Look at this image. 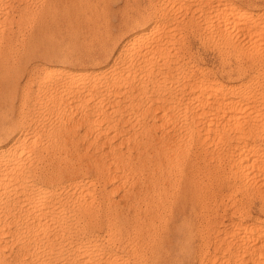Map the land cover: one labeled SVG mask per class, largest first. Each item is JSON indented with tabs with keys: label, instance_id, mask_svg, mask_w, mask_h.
Wrapping results in <instances>:
<instances>
[{
	"label": "rangeland",
	"instance_id": "374dc122",
	"mask_svg": "<svg viewBox=\"0 0 264 264\" xmlns=\"http://www.w3.org/2000/svg\"><path fill=\"white\" fill-rule=\"evenodd\" d=\"M5 1H7V0H5ZM12 1V5L14 6L13 8H14V11L12 10V12L14 13V12H16L15 13V15L13 16L14 18H15V20H16V17L18 18V17H20V19L22 20V18L24 19V21H21V20H19V18H18V20H19V23H18V21L17 22H15V23H17V24H15L14 23V18H13V20L14 21H12V19H10L9 21H7V22H9V23H6L5 24V31H3V34L5 33L6 35H9V37H8V39L10 40V42H12V43H10V42H8L9 40L8 39H6V35L3 37L4 38V40L2 41V42H4L5 41V43H3L2 44V42L0 43L1 45V49L3 50L4 48L6 49L7 47H6V45L8 44V45H10L11 44V46L13 47V48H11L10 46H8L9 48H7L8 50H9V56H11L10 57V59L8 60V59H6L5 60V63L6 64H4L5 65V67L6 66H8L7 64H9V66L11 67V68H9L10 69V71H9V69H8V67H6V69H8V74H9V76H8V74L5 76L6 77V81H5V89H4V92H2V93H0V95H1V98H5V102H2V101H4V100H2L1 98H0V103H2L1 105H0V118L1 119H3L2 120V122H1V119H0V135H1V137L2 138H7L6 139V141H5V139H2L1 137V141H0V147L1 148H6V147H8L13 141H14V138L13 137H17L18 135V137H22V135H24V136H26V135H29V134H32L33 132H34V130L35 131H39V133H40V135L42 136V138H41V136H40V139H42V141H43V144L44 145H47V146H49L50 148H51V151L49 150L48 151V153H46V151H43L42 153V157H40V159H41V161H40V159H39V161L36 163L37 164V166L38 167H40L41 169L43 168V167H46V165H47V167H46V169L47 170H49L52 166V164L53 163H55V162H63V161H65V162H63L64 163V166H65V163H66V165L69 167V173H70V175L71 176H69V173L67 172V173H64V175H63V178H64V180L66 181V183H65V181L63 180V178H62V180L64 181H62L61 182V190H60V192L59 193H57V195L56 196H60V194H61V196L59 197L58 196V198H60L59 200H60V202L61 203H59L60 205L58 206V207H60V208H62L60 211H59V209L60 208H56V210H57V213L60 215V214H63L64 213V211H65V215H68L67 213H69V221H74V220H79L78 218H79V216H80V218H82V214H80V212L81 211H83V209L85 210L86 208H91V205L93 206L92 207V212L90 211H87L88 209H86V211L88 212V213H91L92 215L90 216V214H89V216L87 217L86 216V214L88 215V213L87 212H84L83 211V213H86L85 215H83V217L85 216L86 217V221L87 222H82V228L80 227V226H77L76 228H74V229H69L68 231H66L67 233H68V235H64V238H66L67 236H69L67 239H70V240H68V242L69 241H71V243L70 244H73L74 243V241H73V239H75V241L77 242V241H79V240H82L83 242L85 241V244L88 246V248H95L97 251H101V252H103V253H107V252H111V253H113V254H115V255H117L116 257H123L122 259L121 258H119V259H121V260H118V258H117V261H118V263H121V264H126V262L128 261V259H129V261L127 262L128 264H138L137 262H136V259H135V257L137 258V261L139 262V264H149V261H150V259H154L153 261L151 260V262H150V264H161V261H162V264H186V262L189 260L188 258H192V259H190L189 261H191V264H195L196 262H197V259H198V264H206V263H208L209 261H210V258H206V256H203V258H202V250H203V247H204V251L206 250L207 252H210L209 254H213V253H215L216 255H217V253L215 252V251H213V250H210V249H213V242H211V243H209V241H213V240H215L216 239V237L214 238L213 236H214V234H216L215 236H217V235H219L218 237H220V235L221 236H224V237H227V239H230V236H229V233H228V235L226 236L225 234H226V232L224 231V230H226L227 229V227L228 226H230V225H232L233 223H234V221H240V222H243L242 224L243 225H247L248 226V224L250 225V224H252L254 221H255V219L256 220H260L261 221V219L260 218H263L262 219V221H261V223L262 224H264L263 222V220H264V187H262L261 189L263 190V191H261L260 190V187L261 186H264L263 184H264V179H262V178H264V175H262V174H264V173H262L260 176H263V177H261V179H260V176H258L255 180H257V179H259L258 181H260V183L262 184V180H263V184L262 185H260V183H259V185L260 186H258V181H255L253 178H247L246 176H245V173L244 172H239V174H238V172H234V168L232 169V164L230 163V161H231V157H232V161H233V157H234V153L232 152V151H234L235 152V147L234 146H232V144L233 145H235L236 144V142H239V140H237L236 139V137H235V139H234V134H235V136H236V131H234V132H232V130L233 129H227V130H225L224 132H222V135L223 136H220V138H221V140H220V138H219V140H218V142L216 141V140H214L215 142H213V145H208L209 144V142L207 141V143L205 142H202V141H200V142H202L201 144H200V142L199 141H196V140H193V142L191 141L190 143H189V145H188V147H190V148H188L189 149V151H188V153L186 154L187 155V157L189 156L190 157V159L192 158V159H194V160H192L193 162H195L197 159H201V157H202V159L199 161V160H197L195 163H196V166L198 165V166H200V168L197 166V168H198V171L200 172H198L199 174H200V176H198L204 183H201L200 182V180L199 179H197V180H199V183H198V187L195 189L196 191H198V188H199V192L198 193H200V195H199V198H200V196H201V200H199L198 199V195H197V197L195 198V201H202L201 202V204L197 201L196 203L195 202H193V198L191 199V201H190V199H187L186 201H183V202H179V201H177V199L179 198V195H180V193H181V183H183L182 181L184 180V176L183 175H180L179 174V177L177 178V182H173L172 180L174 179V176H172L171 175V177H172V179H171V181H167L166 182V184H165V182L164 183H162V185H163V187H162V185H161V188L160 189H158V190H156V192L154 191V192H152L153 191V189H150V188H148V193L149 194H152V195H150L149 197H154L155 196V193H156V195H157V198H156V196L154 197L155 199H156V201H157V203H156V201H155V203L157 204H155L154 203V201H152L151 203H150V205L152 206V207H154V209H152V211L151 212H158L159 210L161 211H159L158 213H159V217H160V219H162V218H164L165 217V219L163 220V221H160L159 220V217L157 216V215H155L157 218H155V220L152 218H150V216L151 217H155L154 216V214H146V212H145V208H146V203L148 202V201H146V198H142V199H138V203H137V194L136 195H133L134 193H135V191H136V186H138V184L137 183H135V181L133 180L132 181V176L130 177V175H131V166H135L134 164H138L137 162H136V160H138V159H136V158H138V151H140V149H143V146L146 144L147 145V143L149 142L148 140H149V138H148V136L149 137H151L150 135L151 134H155V135H157V136H159V132H160V130H161V134H162V137H163V135H164V137H166V136H168V134H169V136H170V131H171V134H172V136L175 134V135H178V133H180L179 135H181V138L183 139V140H185L186 138V136L183 134L184 133V127L185 126H187L188 124H190L191 122H193L194 121V118H195V121L197 120L196 118H198V117H196V116H194V118H192L193 117V113H192V115L190 114V111H189V113H188V111H187V107L189 106V107H191V109H196L197 108V106H198V104H196L197 106H195V100H194V98H191L192 97V91H189L190 89H189V87L186 85V87H185V83H184V80H188L187 82H189V81H192V80H194V79H201V78H203V76H204V78L203 79H205L206 77V79L207 80H214V81H218V83L220 82V83H223V84H227V86H229V91L231 90L232 91V93L234 94V92H233V90L234 89H236V87H238L237 85L240 83L241 85H239V87L241 88L242 86H243V83H244V85H247V84H250V85H248L247 87H249V89H251V92H253L252 93V95L254 94V96H252V95H250V94H248V95H250V96H248V95H244L243 94V96L241 97V98H243V100L245 101V102H248L249 104H251V106H256V107H260L261 105H262V103L261 102H264L263 100H264V96L263 95H261L262 93V91L261 90H263L264 89V37H262V39L263 40H261L263 43H260L261 45H258L257 44V46H255V47H253L255 44H252V43H250V38H252L253 37V33H250V32H247V31H245V30H242V29H239L240 31H244L245 32V34H241V33H239V30L236 28L237 26L236 25H233L232 24V22H230L229 23V21L227 20L228 18L227 17H229L227 14H225V11H222L221 9H220V7L218 6V8H216V2H217V0H74V2L73 3H70L71 1H69V0H66V1H64V0H47V1H49V2H47L46 0L45 1H43V2H45L44 4H43V2L41 1V0H21V2L18 0V2H19V4H17L18 2H17V0H14V3H13V0H11ZM11 1H10V3H11ZM57 1V2H56ZM82 1V2H81ZM86 1H88V2H86ZM89 1H91V3H89ZM223 0H221V2H222ZM16 2V3H15ZM25 2V4H23ZM40 2V3H39ZM51 2V3H50ZM77 2H80V3H78L77 4ZM223 2H230V3H232V4H236L237 6H239L241 9H245V10H248V11H251L252 13H253V15H254V17L256 18V19H259V18H261V19H263L264 20V0H224ZM5 3V2H4ZM4 3L2 4V6L4 5ZM8 3V2H7ZM42 3V4H41ZM68 3V4H67ZM90 5H89V4ZM93 3H94V6H93ZM45 4L47 5V6H45ZM49 4H50V6H49ZM51 4L55 7H53V6H51ZM56 4V5H55ZM64 6H63V5ZM70 4L72 5V6H70ZM75 4V5H74ZM80 4V5H79ZM82 4H84V5H82ZM86 4H88V5H86ZM18 5V6H17ZM27 7V8H25V6ZM30 6V8H28L29 6ZM41 5H43V6H41ZM66 5V6H65ZM86 5V6H85ZM16 6V7H15ZM19 6H21L20 8H22V10H24V11H26L25 13H24V11H23V16H25V17H21V14H18L19 13V11H18V7ZM87 6H88V8H87ZM90 6V7H89ZM5 6H3V8H4ZM39 7V8H38ZM44 7H49L48 9H44V10H46V11H44L43 10V8ZM53 7V8H52ZM65 7H67V8H65ZM71 7V8H70ZM12 8V9H13ZM50 8H52V9H50ZM93 9L92 11H90L89 10V12H88V10H85V9ZM152 8H155V9H152ZM158 8V9H157ZM161 10H160V9ZM30 9V10H29ZM32 9V10H31ZM35 9V10H34ZM54 9H56V10H54ZM66 9H68V11L66 10ZM72 9V10H71ZM74 9H76V10H74ZM81 9V10H80ZM150 9V10H149ZM156 9H157V11H158V13H157V11H156ZM2 10V9H1ZM17 10V11H16ZM27 10H28V15L30 14V16L28 17V15H27ZM35 12H34V11ZM48 10H50V12H52L53 10L55 11V15L53 14L54 13V11L52 12V13H50V12H48ZM60 10V11H59ZM69 10H70V12H69ZM74 10V11H73ZM152 10H153V12H152ZM31 11H32V13H31ZM39 11V12H38ZM42 12V14L40 15V13ZM58 11V12H57ZM72 11V12H71ZM83 11V12H82ZM85 11V12H84ZM160 11V12H159ZM11 12V13H12ZM18 12V13H17ZM22 12V11H21ZM30 12V13H29ZM44 12H45V14H44ZM62 12V13H61ZM65 12V13H64ZM80 14V17H79V14ZM81 12H82V14H81ZM91 12V13H90ZM150 12H152V13H150ZM36 13H37V15H36ZM39 13V14H38ZM47 13H48V15H47ZM75 13V14H74ZM83 13H84V16H86L87 18H91V17H93V18H96V20H94L93 18H91L90 20H88V22H87V20H86V17H84L83 16ZM95 13H97V14H95ZM25 14V15H24ZM31 14H33V16H31ZM34 14L37 16H35L34 17ZM51 16H55V17H51L50 18V15ZM58 14V16L59 15H61L60 16V18L58 17V16H56ZM72 14V15H71ZM86 14V15H85ZM88 14L90 15V16H88ZM95 14V15H94ZM147 14V15H146ZM149 14V15H148ZM151 14V15H150ZM156 14V15H155ZM159 16H158V15ZM12 15V14H11ZM45 15H47L46 17L43 16ZM66 15H68L69 16V19H68V16L66 17ZM16 16V17H15ZM27 16V17H26ZM38 16H41V20H39V18L40 17H38ZM99 16V17H98ZM146 16H148V17H146ZM150 16V17H149ZM158 17V18H156V17ZM31 17V18H30ZM48 17V18H47ZM59 19H58V18ZM63 17V18H62ZM74 17V18H73ZM98 17V18H97ZM145 17V18H144ZM25 18L27 19V20H25ZM47 18V19H46ZM143 18V19H142ZM150 18V19H149ZM159 18H160V20H159ZM32 19H36L37 20V22H36V20H32ZM92 19H93V21H92ZM149 19V20H148ZM45 20V21H44ZM50 20H51V22L53 21V24L50 22ZM56 20V21H55ZM60 20V21H59ZM147 22H146V21ZM157 20H159V21H157ZM230 20V19H229ZM21 21V22H20ZM32 21V22H31ZM54 21H55V23H54ZM90 21H92L93 23H94V21H95V23L94 24H91V22ZM150 21V22H149ZM154 21V22H153ZM228 21V22H227ZM12 22V24H11V26H12V29H11V26L9 27V24ZM39 22H41V23H39ZM45 22V23H44ZM48 22H50V24L48 23ZM58 22V23H57ZM146 22V23H145ZM149 22V23H148ZM44 23V24H43ZM57 23V24H56ZM149 25H148V24ZM153 23H157L160 27H158V30L154 33V34H152V35H149L146 39H145V41H144V44L145 45H148V44H150V43H153L152 41H154L155 43L158 41V42H162V44H161V42L159 43V45H162V47H164V49H165V47H166V45H167V47L169 46H171L172 48H167L168 50H169V53L168 52H166V53H168V54H170V55H163L162 56V54H161V56H159L160 54H154V56H156V58L159 60H156V58L154 57V59H155V61H157V64H156V66L157 67H155V65H153V64H155L154 63V61H151V63H150V65H147V64H149V63H145V64H143L142 65V63H141V61H138L139 62V64L141 65V66H145V68H144V70L143 71H141L140 69H139V66H138V62H137V60H140L139 58L138 59H135V60H132L130 63L132 64V65H134V66H132L131 64H129L130 66H128V68H131L132 70L135 68V71H137L136 69H139L140 70V72H139V70L136 72V75L134 76V77H132V78H134L133 79V84L135 85L134 86V88L136 87V89H138V90H136V89H132L131 87H133V85L130 87V89L131 90H135L134 92L135 93H137V91H139L138 93H139V95L138 96H136L137 94H134V93H132L131 92V90L129 89V93H132L134 96H132V94H129L130 96H132V97H134V99L136 98V101H137V105H138V101H139V107L137 106H135L134 107V105H132L131 107L129 106V110H127L128 109V107L126 106H121L122 108L123 107H125V108H123V109H121V110H119L121 107H118L119 109H118V111L117 112H119V113H115L114 112V114L113 113H111V115H107L108 117H109V119H107L108 117L107 116H104V117H107V118H104L105 120H102V119H100V123L98 122V123H96V122H92L91 120H90V115H91V113L90 114H86V115H89V116H87V118L86 119H82V122H84V120H87L88 122L87 123H77V126H78V130H77V126H76V123H74V121L76 122V120L77 119H79L78 121H80V117H85L86 115L84 114V112H85V110L87 109L88 111V113L91 111V110H96L97 111V108H95L96 107V100L95 99H97V97H94V98H90V100H93V101H90V100H88L87 102H86V105H88L89 107L91 106H94V107H88V108H86V105L84 106V104L83 103H81L80 105H82L83 107L81 108V106H80V109H79V106L77 107V106H73V107H70L72 104L70 103H68L67 102V100L65 101V102H67L69 105H67V106H69V107H67L66 106V104L65 103H61L60 105H59V108H55L56 107V104H57V102H56V100H54V101H52V103H49V105H52L53 103H56V104H54V105H52V107L51 106H49L48 105V103L46 104V105H48V106H36V104L34 105L32 102H30L28 99H27V97L29 96V93L31 92V91H29L30 89H27V87L29 86H32V88H34L35 86H33L35 83L33 82V84L32 83H30V81L32 82L33 80L32 79H34V77H36L37 75H38V73L40 72V70H41V68L40 67H42V64L44 65V66H53V67H61L62 68V66H63V68L65 67V69L67 68V69H73V70H79V69H93V70H100V69H102V67H103V69L104 68H109V69H112V68H115V67H118V66H121V64L123 65L124 63H125V61H126V59L124 60V53L123 52H125L124 50H125V47H126V45L125 44H127V42L129 41V40H127L128 38H132V36H133V34H134V32L136 33L137 32V30H140L141 29V27H145L146 29H148V27H150ZM161 25H160V24ZM55 24V25H54ZM147 24V25H146ZM240 24H244V22L242 23V22H240ZM7 25H8V27L11 29V31H10V29L7 27ZM39 25V26H38ZM143 25V26H142ZM227 25V26H226ZM228 25H230V26H228ZM233 25V26H232ZM139 26H140V28H139ZM227 28H226V27ZM234 26H236V27H234ZM223 27V28H222ZM229 27H230V29H229ZM231 27H234L233 29H231ZM7 29H9L8 30V33L6 32V30ZM226 29V30H225ZM227 29H229V30H227ZM12 30H14V34H12L13 32H12ZM224 32H223V31ZM231 30V31H230ZM233 30V31H232ZM167 33H166V32ZM235 31H237V32H235ZM10 32H12V33H10ZM33 32V33H32ZM224 34H223V33ZM226 32L228 33V34H226ZM247 32V33H246ZM33 35H32V34ZM37 33V34H36ZM163 33H166L165 35L163 34ZM170 34V36H172V37H170V36H168L169 34ZM249 33V34H248ZM172 34V35H171ZM251 34V35H250ZM11 35H14V36H12V37H10ZM30 35V36H29ZM36 35V36H35ZM165 37H163V36ZM250 35V36H249ZM33 36H35V37H33ZM131 36V37H130ZM167 36V37H166ZM252 36V37H251ZM14 37V38H13ZM104 37V38H103ZM161 37V39H157V38H160ZM250 37V38H249ZM12 38V39H11ZM22 38V39H21ZM29 38V39H28ZM33 38H35V39H33ZM102 38V39H101ZM109 38V39H108ZM162 38H163V40H162ZM168 38H170L169 40H167ZM172 38V39H171ZM104 39V40H103ZM165 39V40H164ZM8 40V41H7ZM14 40V41H13ZM16 40V41H15ZM20 40V41H19ZM21 40H24V42L23 41H21ZM31 42H30V41ZM33 40H35V41H33ZM96 40H98V41H96ZM107 40H111V41H107ZM125 40H127V41H125ZM147 40V41H146ZM152 40V41H151ZM172 41L171 43L169 42V44H168V41ZM26 41V42H25ZM28 41V42H27ZM37 41V48L35 49L34 47H35V43H34V45L33 44H30V43H32V42H36ZM113 41V42H112ZM149 41H151V42H149ZM166 41H167V44L166 45H164V43H166ZM8 42V43H7ZM14 42H16L15 44L17 45V46H14L13 45V43ZM19 42H21V43H19ZM98 42V43H97ZM109 42V43H108ZM157 42V43H158ZM111 43V44H110ZM24 44V45H23ZM32 45V49H34V50H32V51H30V49H31V47H26L27 45ZM99 46H98V45ZM108 44V45H107ZM143 44V45H144ZM172 44V45H171ZM21 45V46H20ZM26 45V46H25ZM122 45V46H121ZM23 46V47H22ZM24 46L26 47V48H24ZM18 49H17V48ZM101 47H102V49H101ZM120 47H122V48H120ZM142 47H144V46H142ZM11 48V49H10ZM27 48H30V49H27ZM119 48H120V50H119ZM167 49H165V51L167 50ZM15 52H13V51ZM17 50V51H16ZM123 50V51H122ZM167 50V51H168ZM104 51H105V53H104ZM119 51V52H118ZM171 51V52H170ZM17 52V53H16ZM173 52V53H172ZM8 53V52H7ZM11 53H12V55H11ZM16 54V57H15V55L14 54ZM111 54V55H110ZM117 54H119V55H117ZM122 56H121V55ZM174 54V55H173ZM105 55V56H104ZM109 55V56H108ZM173 55V56H172ZM101 56V57H100ZM117 56V57H116ZM119 56V57H118ZM168 56V57H167ZM171 56V57H170ZM115 57H116V59H115ZM120 57H122V58H120ZM170 57V58H169ZM9 58V57H8ZM13 58H15L14 60H13ZM17 58V59H16ZM114 58V59H113ZM161 58H162V60H161ZM164 58H165V60H164ZM169 59V60H167V59ZM172 58H174L175 60L176 59H178V60H176V64H175V60L174 59H172ZM12 59V60H11ZM117 59H120L119 61L117 60ZM122 59V60H121ZM15 60H17V61H15ZM153 60V59H152ZM161 60V61H160ZM170 60H172V61H170ZM18 61H20V62H18ZM117 61L119 62V64L117 63ZM122 61V62H121ZM135 61V62H134ZM163 61H165V64H168V65H164V63H163ZM174 61V62H173ZM179 61H180V63H179ZM185 62V63H183V64H181V62ZM10 62H12L11 64H10ZM18 62V63H17ZM113 62L115 63H117V65H112L113 64ZM160 62V63H159ZM162 62V63H161ZM172 62H173V66H171V68L170 67H168V66H170V65H172ZM47 63V64H46ZM111 63V64H110ZM137 63V64H136ZM153 63V64H152ZM22 64V65H21ZM52 64V65H51ZM59 64V65H58ZM91 64V65H90ZM110 64V65H109ZM160 64V65H159ZM162 64V65H161ZM4 65H3V67H4ZM19 65H20V67H19ZM111 65H112V67H111ZM135 65H137V66H135ZM164 65V67H162ZM175 65H177V66H175ZM1 66H2V64H0V69H4L3 67L1 68ZM12 66H14V67H12ZM17 66H18V69H17ZM40 66V67H39ZM86 66V67H85ZM88 66H90V67H88ZM98 66H99V69H98ZM106 66V67H105ZM108 66H110V67H108ZM149 66V67H148ZM150 66H151V68H152V70H151V68H150ZM153 66V67H152ZM160 66V67H159ZM175 66V67H174ZM184 66H186V67H184ZM190 66H191V68H190ZM38 67V68H37ZM85 67V68H84ZM134 67V68H133ZM138 67V68H137ZM182 67V68H181ZM193 67V68H192ZM12 68H13V71H12ZM15 68V69H14ZM150 68V69H149ZM157 68V69H156ZM159 68V69H158ZM165 68L167 69L166 71L167 72H169L170 73V75H171V79H170V76H169V73H167L166 71H165ZM173 68V69H172ZM180 68V69H179ZM187 69V71L185 72L184 70H186ZM195 68V69H194ZM196 68H198V71H197V69ZM200 68H201V70H200ZM37 69V70H36ZM40 69V70H39ZM156 69V70H155ZM164 71V72H166V75H168L167 77H168V82H171L170 83V85H169V83L168 82H166V86H169V87H166V86H164V89H163V87H160L159 85H161L162 83V81H160L159 79H161V77H164L165 76V73L162 71V70ZM170 69V70H169ZM175 69V70H174ZM177 69H179V70H177ZM181 69H183V70H181ZM188 69H189V71H188ZM192 69H194V72H192ZM16 70H18V72L16 71ZM36 70V71H35ZM146 70L148 71H150L151 70V72H150V74L148 73V72H146ZM157 70H159V71H157ZM162 72H161V71ZM174 72H173V71ZM177 70V72H175ZM191 70V71H190ZM200 70V71H199ZM205 70V72H203ZM14 71H16V72H14ZM33 71V72H32ZM37 71H39V72H37ZM145 71V72H144ZM152 71H154V73H156V72H159V73H157L156 75L152 72ZM182 71H183V77H184V79H183V77L181 76L182 75ZM30 72H32L33 74H34V76H33V74L32 73H30ZM37 72V73H36ZM142 72H144L143 73V75L144 74H146V73H148L149 74V78L151 77V80L150 81H148L149 83H147L146 84V82L144 81V77H147V75L148 74H146V75H144L143 77H142ZM189 72V73H188ZM192 72V73H191ZM17 75H16V74ZM29 73L31 74L29 77H28V75H29ZM36 73V74H35ZM153 73V74H152ZM161 73H164V75L163 74H161ZM176 73H177V75H180V77H179V79H177V81H171L172 80V78H173V80L175 79L176 80V78L174 77L175 75H176ZM181 73V74H180ZM195 73V75H194V77H193V74ZM200 75H198V74ZM205 73V74H204ZM12 74V75H11ZM137 74H139V75H137ZM152 74V75H151ZM184 74H185V76L187 77H185L184 76ZM187 74H192L191 76L190 75H188V76H190V78H188V76H187ZM202 74V75H201ZM14 75H16L15 76V80H17L18 81V84H17V82L16 83H13V81H14ZM36 75V76H35ZM154 75V76H153ZM163 75V76H162ZM176 75V76H177ZM207 75V76H206ZM12 78H11V77ZM138 76V77H137ZM140 76V77H139ZM156 76H158V78L156 77ZM161 76V77H160ZM197 76H199V77H197ZM253 76H255L256 77V79H255V77H253ZM258 76V77H257ZM26 77H28V78H30V77H32V78H30L31 80H29V82H28V78L26 79ZM130 77H131V75H130ZM129 77V78H130ZM136 77V78H135ZM193 77V78H192ZM212 77V78H211ZM132 78L130 79V80H132ZM152 78H154L153 80H152ZM155 78H157V80L155 79ZM254 78V79H253ZM25 79H26V81H25ZM139 79H140V83L142 82L143 84H141V85H139L140 83H139ZM143 79V80H142ZM259 79V80H258ZM35 80V79H34ZM135 80V81H134ZM137 80V81H136ZM142 80V81H141ZM155 80V82H157L158 80L160 81H158L157 83L159 84L158 85V87L156 86L155 87V85L157 84V83H155V82H152V81H154ZM179 80V81H178ZM180 80H182V81H180ZM253 80H255V81H253ZM9 81V82H8ZM216 81V82H217ZM245 81V82H244ZM258 81H260L259 82V84L257 83ZM15 82V81H14ZM24 82V86L22 85V83ZM26 82V83H25ZM135 82H136V84H135ZM138 82V83H137ZM144 82H145V84H144ZM173 82V83H172ZM175 82L177 83V84H175ZM178 82H180L181 84H183V86H180L181 84L179 83V85H178ZM183 82V83H182ZM246 82H247V84H246ZM7 83V84H6ZM12 83V84H11ZM27 83H30V84H27ZM50 83V82H49ZM48 82H47V84H49ZM230 83H231V85H230ZM14 84V86H15V88H14V86H11V88H10V85H13ZM17 84V85H16ZM25 84H27V85H25ZM149 84H150V86H149ZM171 84H172V86H171ZM175 84V85H174ZM22 85V86H21ZM145 87H144V86ZM151 85H153L154 86V88L156 89V91L158 90V89H161V91L160 90H158L161 94H163V95H160L159 93H158V91L157 92H155V89L153 88V86H151ZM236 85V86H235ZM8 86V87H7ZM26 86V87H25ZM230 86L232 87V89L230 88ZM17 87V88H16ZM23 87V88H22ZM140 87H144L145 89L147 88L148 90H145L144 88L142 89V88H140ZM152 87V92H151V90H150V88ZM160 87V88H159ZM251 87V88H250ZM8 88H10L11 90H13V88H14V90H15V92H11V93H14V95H13V98H12V96H11V94H10V90L8 89ZM22 88V90H23V92H27L26 93V96L24 97V95H25V93H23L22 92V90H19V89H21ZM32 88H31V90H32ZM158 88V89H157ZM167 88V89H166ZM169 88V89H168ZM181 88V89H180ZM185 89V91H183L184 89ZM240 88H237L238 89V91H237V89L235 90V93H237V92H239V90H240ZM24 89H25V91H24ZM153 89H154V91H153ZM189 89V90H188ZM8 90V91H7ZM28 90V91H27ZM143 90V91H142ZM183 91V92H180V91ZM186 90H188L189 92H187ZM260 90V91H259ZM21 91V92H20ZM148 91H149V93H148ZM162 91H164V92H162ZM168 91V92H167ZM228 91V90H227ZM227 91H226V94H227ZM237 91V92H236ZM257 91V92H256ZM9 93V96L7 97V95H8V93ZM143 92V93H142ZM147 92V93H146ZM171 92L173 93L172 95H175L177 98H176V100H174L175 101V104H181V106L179 107V106H175L174 108L175 109H177V110H174L175 111V113L177 114V117L175 118V119H173L172 118V120L169 122L168 121V123H167V125H165V126H161L160 125V127H159V124H156V127H154L153 125L154 124H152V119H153V117H155V115L156 114H158V109L156 110L155 109V107H154V112L153 113H151L152 111H153V106L156 104V105H158V104H162V102H161V100L163 99V100H165L166 98H169V99H171L170 97H175V96H172L171 95ZM255 92H256V94H255ZM4 93H5V95L6 96H4ZM7 93V94H6ZM15 93H16V95H15ZM141 93H142V96L140 97V95H141ZM145 93H146V96H145ZM153 93H155V94H153ZM156 93H157V95H156ZM165 93V94H164ZM170 93V94H169ZM177 95H176V94ZM231 92H228V94L227 95H231L230 94ZM259 93H261V94H259ZM263 93H264V90H263ZM3 94V95H2ZM20 94H21V97H19L18 98V96H20ZM22 94H23V96H22ZM27 94H28V96H27ZM150 96H152V97H150ZM160 96H159V95ZM188 94H190L189 96H188ZM237 94H239V93H237ZM148 95V96H147ZM166 97H165V96ZM167 95H168V97H167ZM170 95V96H169ZM242 95V94H241ZM260 95V96H259ZM2 96H4V97H2ZM11 96V97H10ZM95 96H98V95H95ZM110 96V95H109ZM136 96V97H135ZM144 96H145V98H144ZM160 97L161 99H159L158 97ZM161 96H163V97H161ZM251 96L252 97H257V98H254V99H256V100H254V99H252L251 98ZM261 96L263 97V98H261ZM22 97H24L23 98V100H22ZM155 97V98H154ZM180 97V98H179ZM246 97H249V98H251V99H249V98H246ZM10 98H12V99H10ZM15 98V100L13 101V102H11L13 99ZM111 98H116V96H114L113 97V95H111V97L107 100V99H105L103 102L106 104H108V102H109V100H111V102H112V100L113 99H111ZM127 98V97H126ZM124 99V100H122V102H124V101H126V100H128L129 98H127V99ZM137 98H140V100H142V101H140L139 99H137ZM143 98V99H142ZM147 98V99H146ZM148 98H149V100H148ZM151 98H154L153 99V101H151L152 99ZM157 98H158V100H157ZM193 100V102L194 103H192V100ZM261 98V99H260ZM9 101H8V100ZM19 99H21L20 101H19ZM27 99V100H26ZM119 99H122V96L120 97L119 96ZM146 99V100H145ZM180 99H182L181 101H180ZM185 99H188L189 101H191L190 102V105H189V101L188 100H185ZM246 99H249V100H251V102L250 101H248V100H246ZM257 99H259V103H258V100ZM8 102H7V101ZM25 100V101H24ZM162 100V101H163ZM178 100V101H177ZM242 100V99H241ZM242 100V102H244ZM24 101V102H23ZM90 101V102H89ZM135 101V100H134ZM136 101H135V103H136ZM148 101V102H147ZM151 101V103H149ZM183 101H184V103H183ZM185 101L188 103V105H187V103H185ZM255 103H257V104H255ZM257 101V102H256ZM10 102V104H7V103H9ZM21 102H22V107L19 105V104H21ZM26 102L28 103V106L26 107V108H28L29 106H30V108L27 110V111H25L26 109H25V106L27 105L26 104ZM91 102H93V103H96V104H92L91 105ZM111 102H109V104H111ZM121 102V103H122ZM141 102V103H140ZM156 102H158V103H156ZM161 102V103H160ZM252 102H253V105H252ZM5 103V104H4ZM85 103V102H84ZM89 103H90V105H89ZM112 103H114V102H112ZM147 103V104H146ZM183 103V104H182ZM8 106H7V105ZM18 104V105H17ZM31 104H33L32 106H31ZM62 104H64V107H63V105ZM106 104V106L107 107H105V105L103 106V108H105V109H108L109 107H111V105H107ZM124 104V103H123ZM148 106V109H149V111H150V114H149V111L147 110L146 111V109H147V106ZM152 104H153V106H152ZM177 104V105H178ZM192 104H194V105H192ZM259 104V105H258ZM98 105V104H97ZM152 107H151V106ZM183 105H185V106H187V107H185L184 108V106ZM19 106V107H18ZM53 106H55V107H53ZM63 107V108H61V107ZM109 106V107H108ZM142 106H146V107H142ZM194 106H195V108H194ZM263 107H264V103H263V105H262ZM1 107H2V110H1ZM5 107V108H4ZM34 107H43V110H42V108L40 109H34ZM51 107V108H50ZM133 107V108H132ZM141 107H142V110H139V109H141ZM263 107H261L260 108V111H261V109H262V112L264 113V109H263ZM18 108H20V110L18 109ZM33 108V109H32ZM48 108V109H47ZM93 108H95V109H93ZM134 108H135V111H137L138 112V110H139V112H140V114H139V112L137 113V112H135L134 111ZM137 108H139V109H137ZM182 108L183 109H186V110H184L185 112H186V114L187 115H183V113L184 112H182L181 113V111H183L182 110ZM18 109V110H17ZM25 109V110H24ZM31 109V110H30ZM44 109H46V111L44 110ZM56 111H55V110ZM60 109V111H58ZM61 109H63V110H61ZM73 111H72V110ZM75 109V110H74ZM77 109H79L78 111H77ZM23 110H24V112H23ZM41 110V111H40ZM53 110L55 111V112H53ZM69 110V111H68ZM81 110H82V112H81ZM123 110H124V112L126 113V112H128V113H126V115H125V113L123 112ZM126 110V111H125ZM7 111V112H6ZM51 111V112H50ZM57 111H58V113H57ZM65 111V112H64ZM132 111V112H131ZM143 111H144V113H145V111L146 112H148V113H145L146 114V116H145V118L143 117V115H145V114H143ZM157 111V112H156ZM177 111L179 112V115H178V113H177ZM5 112V114H2V113H4ZM25 112H26V114H27V112H28V114L26 115L25 114ZM59 112H64L63 114L61 113L60 114V116H59ZM76 112V113H75ZM86 112V113H87ZM120 112H121V114H120ZM135 112V114H133ZM17 113H18V115H17ZM67 113H69V114H67ZM71 113V114H70ZM81 113V114H80ZM123 113V114H122ZM131 113V114H130ZM156 113V114H155ZM181 113V114H180ZM7 114V115H6ZM19 114H21V115H19ZM26 116H24V115ZM120 114V115H119ZM127 114H129L128 116H127ZM139 114V115H138ZM148 114V115H147ZM151 114H153V116L151 115ZM190 114V115H189ZM6 117H5V116ZM18 117H17V116ZM58 115V116H57ZM70 115H71V117H70ZM82 115H84V116H82ZM119 115V116H118ZM122 115H123V117H122ZM124 115L126 116V122H127V125H126V123L124 124L123 122H125L124 120ZM131 115V116H130ZM135 117H134V116ZM141 115V116H140ZM151 117H150V116ZM54 116H55V118H54ZM57 116V117H56ZM73 116V117H72ZM74 116H78V117H74ZM121 116V117H120ZM138 116H140V117H138ZM186 116H188V117H185ZM189 116H191V117H189ZM3 117V118H2ZM16 118V119H18V120H20L19 122H18V120H14V119H12L11 120V118ZM21 117H23V118H25V120L23 119V118H21ZM28 117V118H27ZM59 117H60V119H59ZM112 117H114V119H112ZM116 117H119L118 119H119V121L117 122V121H113V120H116ZM129 117V118H128ZM132 117H134L133 119H132ZM148 117V118H147ZM183 117V118H182ZM8 118V119H7ZM28 120H27V119ZM54 118V119H53ZM72 118L73 119H76V120H72ZM141 118V119H140ZM151 118V119H150ZM180 118V119H179ZM187 118H189L191 121H189V119H187ZM10 119V120H9ZM59 119V120H58ZM89 119V120H88ZM121 119V120H120ZM124 119V120H123ZM138 119H139V121H138ZM146 119H148V120H146ZM176 119H179V120H176ZM193 119V120H192ZM11 121L12 123H10L9 121ZM13 120L16 122H14L15 124H13ZM27 120V121H26ZM108 120H112V123L114 122V123H118V125H117V123L115 124V126H114V129L112 128H110L111 129V134L109 133V135H108V138L107 137H104V134H102L101 132L100 133H98L99 132V130L97 131V129H99V128H103V127H101V126H105V122L106 121H108ZM129 120V121H128ZM138 122H137V121ZM145 120H146V122H145ZM174 120V121H173ZM176 120V121H175ZM186 120V121H185ZM25 123H24V122ZM28 121H29V123H31V124H28ZM51 121H52V124H51V126H49V124L51 123ZM57 121L60 123H57ZM61 121V122H60ZM73 121V122H72ZM101 121H102V123H101ZM105 121V122H104ZM122 121V122H121ZM131 121H133V123L131 122ZM143 121H144V124H143ZM181 121V122H180ZM185 121V122H184ZM23 122V125L21 124ZM27 122V123H26ZM56 123V124H54V123ZM72 122V123H71ZM86 122V121H85ZM128 122H130V123H128ZM142 122V123H141ZM148 122V123H147ZM158 122V120L156 121V123ZM187 122V123H186ZM1 123H3V124H5L4 125V127L2 126L3 124H1ZM13 124V125H11L10 127H11V129H10V127H9V125L10 124ZM40 123V124H39ZM62 123V124H61ZM70 123L71 124H75V125H71L72 127H71V129H72V131L73 132H69V131H71V129L68 131V129L70 128ZM88 123H90V124H88ZM123 125H122V124ZM137 123V124H136ZM149 123H151V124H149ZM169 123H170V125H169ZM171 123H172V125H171ZM182 123V124H181ZM183 123H184V125H183ZM8 124V125H7ZM28 124V125H27ZM35 124V125H34ZM42 124V125H41ZM58 124V125H57ZM85 124H88L87 125V127L88 128H90V129H92V130H94L95 131V129H96V132L98 133V137L97 136H95L96 137V139L94 138L93 139V137H94V135H96V134H94V131L93 132H90V129H85L86 127H84V125ZM94 126H93V125ZM98 124H99V126H98ZM102 124V125H101ZM104 124V125H103ZM139 124V125H138ZM146 124V125H145ZM185 124H187V125H185ZM245 124H249V126H250V122L248 123V121L247 122H245ZM16 127H15V126ZM20 125V126H19ZM37 125H40L39 127L37 126ZM63 125H65L64 127H63ZM82 125H83V127H82ZM94 127H92V126ZM98 127V128H95L96 126ZM101 125V126H100ZM125 125V126H124ZM128 125H129V127H130V125H131V127L129 128V131L131 130V132H129L128 131V133L126 132V130H128ZM144 125V126H143ZM149 125V126H148ZM181 125H182V128H181ZM2 126V127H1ZM8 127V132L6 131V130H4L5 128H7ZM23 126V127H22ZM42 126V127H41ZM44 126V127H43ZM48 126V127H47ZM52 126H54L53 128H51ZM56 126V127H55ZM74 126H76V127H74ZM80 126V127H79ZM86 126V125H85ZM120 126V128L121 129H124L126 126H127V128L126 129H124L123 131H122V133H119V132H121V130L120 131H118L120 128H118ZM137 126V127H136ZM150 126H153V127H151L150 128ZM169 126V127H168ZM178 126H180V127H178ZM12 127H13V129H14V127H15V129H17V130H15L14 129V133L12 132ZM58 127H60V128H58ZM65 127L67 128V130H65V131H67L68 133H69V136L68 135H66V134H68V133H64L63 134V130L65 129ZM73 127H74V129H73ZM92 127V128H91ZM133 127V128H132ZM145 127V128H144ZM147 127H149V129H147ZM159 127V128H158ZM161 127H162V129H163V131H164V129H165V132L167 133V131H169L168 132V134H166L165 132H163L162 131V129H161ZM214 127H216V126H214ZM36 128V129H35ZM43 128V129H42ZM116 128V129H115ZM136 128H138V129H136ZM152 128H153V130H152ZM154 128H155V130H154ZM156 128H158V129H156ZM176 128H178V129H176ZM27 129H28V131H27ZM42 129V130H41ZM53 129V130H52ZM55 129V130H54ZM86 130V131H84V130ZM109 129V130H110ZM133 129H135V130H133ZM143 129V130H142ZM168 129V130H167ZM176 129V130H175ZM180 129V130H179ZM181 129H183V133H181ZM260 129H263V128H260ZM258 130L257 131V134L259 133V135H258V139L257 140H259V142H260V144L261 143H263V144H261V146L263 147L264 146V139H262V138H264V131H262V130ZM1 130H3V131H1ZM43 130L46 132H44V134L46 135H44L42 132H43ZM47 130V131H46ZM57 130H59V131H57ZM74 130H75V134H74ZM88 130V131H87ZM91 130V131H92ZM132 130H133V132L134 133H137V134H134V135H136V137L133 135V142L137 145L138 144V141L137 140H139V139H141V141H144V139H145V144H144V142H143V145L142 146H140V148H139V145H137V147H138V149L139 150H137V147H136V145H134V147L133 146H131V145H133V144H130V148L131 149H129L128 147H126V144H124L125 143V139H126V134H128V135H130L131 133H132ZM142 130V131H141ZM172 130L174 131V132H172ZM178 130V131H177ZM16 131V132H15ZM20 131V132H19ZM28 133H27V132ZM29 131H31V132H29ZM33 131V132H32ZM40 131H42V132H40ZM50 131H51V134H50ZM55 131V132H54ZM78 131V132H77ZM139 131H141L140 132V134L138 133ZM148 131V132H147ZM152 131V132H151ZM153 131H157V132H154L153 133ZM226 131H227V133H226ZM260 131H262L263 132V136L261 135L262 134V132L260 133ZM3 132H5L6 134H4ZM19 132V134H16V133H18ZM61 132V133H60ZM80 132V133H79ZM82 132H84V133H82ZM85 132L87 133V134H85ZM88 132H90L89 134H88ZM8 133H9V135L10 134H12V135H8ZM21 133V134H20ZM53 133V134H52ZM73 133V134H72ZM112 133H114L115 134V138H114V134L112 135ZM144 133H146V134H144ZM148 133H149V135H148ZM151 133V134H150ZM157 133V134H156ZM164 133V134H163ZM224 133V134H223ZM26 134V135H25ZM49 134V135H48ZM55 134V135H54ZM78 134V135H77ZM94 134V135H93ZM104 137V139L105 138H107L106 139V141H110V142H107L106 143V141L105 140H102V142L103 141H105L104 143H102V142H100V140L101 139H103V137L101 136V135ZM117 134V135H116ZM119 134V135H118ZM121 134V135H120ZM143 134V135H142ZM161 134H160V138H162L161 137ZM165 134H166V136H165ZM201 134H202V136L205 134V132H203V130L201 131ZM225 134H226V136H225ZM14 135V136H13ZM16 135V136H15ZM64 135V136H63ZM70 135H72V136H70ZM84 135H86V137L84 136ZM110 135H112L113 136V138H110L111 136ZM126 135V136H125ZM145 135H146V137L148 138H145ZM183 135H184V137H183ZM220 135H221V133H220ZM231 135L233 136V137H231ZM261 135V136H260ZM9 136V137H8ZM54 136V137H53ZM58 136H59V138H58ZM67 136H68V138H67ZM91 136V137H90ZM93 136V137H92ZM121 136V137H120ZM124 136H125V138H124ZM138 136V137H137ZM141 136H142V138H141ZM192 136H193V134H192ZM191 136V137H192ZM48 137V138H47ZM52 139L51 140V142H50V138ZM53 137V138H52ZM62 137V138H61ZM64 137H66L65 139H64ZM73 137V139L74 138H76V139H74V142H72L73 140L71 139V138ZM119 139H118V138ZM140 137V138H139ZM144 137V138H143ZM163 137V138H164ZM69 138H70V141H69ZM85 138V139H84ZM90 138V139H89ZM100 138V139H99ZM136 138V139H135ZM227 138V139H226ZM228 138H230V140L228 139ZM232 138L234 139V140H232ZM261 138V139H260ZM43 139H45V141L43 140ZM48 139V141L46 142V140ZM54 139H55V141H54ZM62 139V140H61ZM86 139H88L89 141H90V143L92 144H88L87 142H86ZM98 139H99V141H98ZM111 139H113V140H111ZM120 139H122V141L120 140ZM146 139H147V141H146ZM4 140V141H3ZM68 140V141H67ZM76 140V141H75ZM82 140V141H81ZM84 140H85V143H84ZM93 140V141H92ZM96 142H95V141ZM116 140V141H115ZM125 140V141H124ZM225 140H227V141H229L228 142V144L226 145V141ZM236 140V142L234 143V141ZM65 141V142H64ZM120 141V142H119ZM137 143H136V142ZM141 141H139V142H141ZM220 141V142H219ZM225 141V144L223 143ZM6 142H7V144H6ZM11 142V143H10ZM49 142V143H48ZM61 142V143H60ZM69 142V143H68ZM70 142H72V143H70ZM83 142V143H82ZM93 142H94V145H93ZM97 142H98V147H97ZM114 142V143H113ZM116 142V143H115ZM117 142H119V143H117ZM122 142V143H121ZM195 142H197L196 144H195ZM47 143V144H46ZM52 143V145L50 146V144ZM57 143H58V145H57ZM60 143V144H59ZM64 143V144H63ZM66 143V144H65ZM87 143V144H86ZM96 143V144H95ZM100 143V144H99ZM111 143V144H110ZM121 143V144H120ZM194 143V144H193ZM216 143V144H215ZM229 143H231L230 145H229ZM70 144H72V146L70 145ZM75 144V145H74ZM86 144V145H85ZM103 144V145H102ZM107 144H110V147H112L115 151H114V153L116 154V156L118 157V155L121 153V151L123 152V153H121V154H123V155H126V156H123L122 155V163L120 164V163H118L117 165H118V167H117V170L115 171V168H116V166L117 165H113L114 163H113V161L115 160V159H113V158H111V155L110 154H112L111 152L112 151H110L109 150V148H108V146H107ZM114 144H115V146H114ZM116 144H117V146H116ZM120 146H119V145ZM123 144V145H122ZM141 144H142V142H141ZM193 144V145H192ZM197 144H199V148H198V145ZM205 146H203V145ZM207 144V145H206ZM54 145V146H53ZM60 145V146H59ZM84 147H83V146ZM89 145V146H88ZM101 145H102V147H103V152L101 151ZM122 145V146H121ZM125 145V146H124ZM195 145V146H194ZM202 147H201V146ZM218 145H220V148H222L221 150H219L220 148H218L219 146ZM64 146V147H63ZM86 146V147H85ZM90 146H95V147H91L90 148ZM124 146V147H123ZM148 146V145H147ZM197 146V148H195ZM211 146H213V147H215L216 146V148L218 149V151H219V153H218V151L216 150V152H217V154H216V152H214V156L217 158H213V154L209 157V154H207L206 156H207V158H206V156L204 157V154H203V150L205 149V148H207V149H209V147L211 148ZM218 146V147H217ZM231 146V147H230ZM60 147L62 148V149H60ZM71 147H73V148H71ZM80 147H81V149H80ZM83 147V148H82ZM117 147V148H116ZM120 147V148H119ZM122 147V148H121ZM126 147V148H125ZM142 147V148H141ZM193 147V148H192ZM204 147V148H203ZM229 149H228V148ZM66 148V149H65ZM104 148H107L106 150L104 149ZM116 148V149H115ZM123 148L125 149V150H123ZM136 148V149H135ZM201 148H203V150L201 149ZM215 148V149H216ZM233 148H235L234 150H233ZM69 149V150H68ZM85 150L84 152H83V150ZM91 149V150H90ZM118 149V150H117ZM128 149V150H127ZM136 151H135V150ZM192 149V150H191ZM195 149V150H194ZM199 149H201V150H199ZM264 149V147L262 148V151H264L263 150ZM54 150V151H53ZM57 150H58V152H57ZM63 150V151H62ZM78 150H80V151H78ZM130 150V151H129ZM134 150V151H133ZM191 150V151H190ZM201 151L202 153L200 154V156H198L194 151ZM223 150H227V151H223ZM230 150V152L228 153V151ZM59 151H60V153H62V154H59ZM70 151V152H69ZM89 152V153H87V152ZM91 151V152H90ZM101 151V152H100ZM126 151V152H125ZM128 151V152H127ZM194 153H193V152ZM197 151V152H198ZM51 152L53 153V155L51 154ZM63 152H64V154H63ZM68 154H67V153ZM93 152V153H92ZM101 154H100V153ZM130 152V153H129ZM132 152V153H131ZM190 152H192V153H190ZM223 152H227L226 154H227V157H226V154H224ZM58 153V154H57ZM76 154V158H77V156H78V158L77 159H75V157H74V155ZM95 153H97V154H95ZM109 155H108V154ZM117 153H119L118 155H117ZM134 153V154H133ZM135 153H137L136 155H135ZM189 153L191 154V155H189ZM221 153V154H220ZM232 153V154H231ZM262 153H264V152H262ZM67 154V155H66ZM70 154H72V155H70ZM74 154V155H73ZM80 154V155H79ZM82 154H83V156H82ZM84 154H86V156L84 155ZM98 154H99V156L101 155V156H103V158H104V160L103 161H101V159H103L101 156L99 157L98 156ZM103 154V155H102ZM105 154H106V156H105ZM129 156H128V155ZM131 154H133V156L131 157ZM46 155V156H45ZM49 155V156H48ZM58 155V156H57ZM62 157H61V156ZM69 155V156H68ZM90 155V156H89ZM110 156V157H108V156ZM135 155V156H134ZM195 155H196V157H195ZM203 155V156H202ZM217 155V156H216ZM219 155H220V157H219ZM52 156V157H51ZM60 156V157H59ZM71 156V157H70ZM80 156V157H79ZM119 156H121V155H119ZM127 156H128V158H127ZM199 158H198V157ZM225 156V157H224ZM230 158H229V157ZM46 159H45V158ZM47 157H48V159H47ZM54 157V158H53ZM56 157H58L57 159H56ZM70 157V158H69ZM88 157V158H87ZM136 157V158H135ZM43 158H44V161L42 162V160H43ZM50 158H52V159H50ZM66 158V159H65ZM69 160H68V159ZM79 158H82V159H79ZM109 158V159H108ZM125 158V159H124ZM132 158H133V161H132ZM134 158H135V160H134ZM197 158V159H196ZM219 158V159H218ZM63 159V160H62ZM65 159V160H64ZM84 159V160H83ZM91 159H93L92 161H91ZM99 159H100V161H99ZM128 159H130V160H128ZM196 159V160H195ZM204 159H206V160H204ZM209 159H211L210 161H208ZM53 160V161H52ZM56 160V161H55ZM58 160V161H57ZM61 160V161H60ZM71 163H68V161ZM72 160H73V164H72ZM76 160V161H75ZM78 160V161H77ZM107 160V161H106ZM110 160V161H109ZM112 160V161H111ZM129 161L128 163L127 162H125V161ZM202 160H203V163L204 162H206V163H204V166L202 165L201 166V164H203L202 163ZM213 160V161H212ZM214 160H215V162H214ZM218 160H220V162L217 161ZM227 162H226V161ZM45 161H47V163L45 162ZM74 161H75V163H74ZM82 163H81V162ZM85 161H86V164H85ZM104 161H106L105 163H103ZM133 163H132V162ZM36 162V161H35ZM34 162V160H33V163H35ZM45 162V163H44ZM87 162H88V164L89 165H87ZM123 162H125V163H123ZM134 162H136V163H134ZM198 162V163H197ZM199 162H200V165H199ZM208 162V163H207ZM210 162L212 163V165L210 164ZM40 163H41V165H40ZM51 163V164H50ZM62 163V164H63ZM77 163H79V164H77ZM91 163H94V164H91ZM215 163V164H214ZM220 165H219V164ZM27 164V163H26ZM69 164V165H68ZM77 164V165H76ZM101 164H105L104 165V167H105V169H104V167H103V165H101ZM124 164H126L127 166H128V164H130L129 165V170H128V168H127V166L125 167L124 166ZM132 164V165H131ZM205 164H206V166H205ZM28 165V164H27ZM26 165V166H27ZM40 165V166H39ZM70 165L72 166V167H70ZM77 167H76V166ZM81 165V166H80ZM121 165H123V166H121L122 167V169L121 168H119ZM214 165V166H213ZM219 165V166H218ZM228 165V166H227ZM43 166V167H42ZM67 166H65L66 168H68ZM84 166V167H83ZM96 168H95V167ZM98 166H99V168H98ZM100 166H101V168H100ZM210 166V169L208 168ZM213 166V167H212ZM216 166H217V170H215L216 169ZM221 166V167H220ZM223 166V167H222ZM224 166H225V168H224ZM230 166V167H229ZM102 167H103V169H104V171H102L103 169H102ZM204 167V168H203ZM207 167V168H206ZM227 167H229V168H227ZM25 168H27V167H25ZM72 170H71V169ZM75 168V169H74ZM77 168V169H76ZM82 168V169H81ZM86 168V169H85ZM95 168V169H94ZM97 168H98V170H97ZM212 168V169H211ZM224 168V169H223ZM232 170H231V169ZM45 169V168H44ZM79 169H81V171H78ZM99 169H101V170H99ZM126 169H127V171H126ZM206 169H208V170H206ZM39 170V169H38ZM75 170H77V171H75ZM97 170V171H96ZM204 170V171H203ZM210 170H212V172L210 171ZM216 171L215 173H217L216 174V176H215V173L214 174H212V176H211V174H209V171H210V173H213V171ZM220 172H219V171ZM72 171H73V174H71L72 173ZM76 173H78V174H76ZM96 171V172H95ZM99 171V172H98ZM121 171H122V173H121ZM205 172V175H204V173H201V172ZM208 171V172H207ZM224 173H223V172ZM229 171V172H228ZM234 173H233V172ZM100 174H98V173ZM103 174H102V173ZM115 172H118V173H121L123 176H121V174H118V173H116L115 174ZM143 172H145V174L143 173V175L144 176H146V174H147V172L145 171V170H143ZM85 175H84V174ZM106 173H108L109 174V176H108V174L106 175ZM114 175H113V174ZM219 173V174H218ZM220 173H221V175H220ZM83 174V175H82ZM95 174H98V175H96L95 176ZM106 176H105V175ZM110 174H112L111 176L112 177H110ZM118 174V175H117ZM125 174H127V176L125 175ZM208 174V175H207ZM117 176V178H116V176ZM122 177V179H120L121 177ZM126 176V178H125V176ZM204 175V176H203ZM214 175V176H213ZM217 175H218V177L220 178H217ZM239 175V176H238ZM83 176V177H82ZM87 176V177H86ZM106 177V178H110L111 179V181L109 182H107V180L108 179H106V178H104V177ZM119 176V177H118ZM207 176V177H206ZM245 176V178H243L241 181H239V179H241L242 177H244ZM69 177V178H68ZM72 177V178H71ZM103 177V178H102ZM124 177V178H123ZM202 177V178H201ZM209 177V178H208ZM70 178H71V180H70ZM77 178V179H76ZM120 179L119 180V182H118V180H116V179ZM204 178V179H203ZM207 178V179H206ZM210 178H213V179H210ZM216 178V179H215ZM73 179V180H72ZM85 179V180H84ZM106 179V181H105V183H104V180ZM124 179V180H123ZM125 179H126V181H125ZM130 179V180H129ZM181 179V180H180ZM206 179V180H205ZM219 179V180H218ZM39 180H40V178H38V182H39ZM80 180V181H79ZM88 180V181H87ZM112 180H113V182H112ZM116 180V181H115ZM122 180V181H121ZM130 182H134L132 185H133V187H132V185L129 183V181ZM209 180V182H207ZM211 180V181H210ZM218 180V181H217ZM246 180V181H245ZM250 180V181H249ZM252 180V181H251ZM67 181H69V182H67ZM74 181H76V182H74ZM214 181V182H213ZM247 181H249V182H247ZM254 181V182H253ZM75 184H74V183ZM90 184H88V183ZM100 182V183H99ZM119 184H118V183ZM123 182H125V184H123ZM178 182H181L180 184H178ZM198 182V181H197ZM208 184H207V183ZM218 182V183H217ZM241 182V183H240ZM243 182V183H242ZM248 183V184H246V183ZM253 182V183H252ZM72 183H73V186H72ZM79 183H80V185L81 186H79ZM104 183V184H103ZM128 183H129V185H131V186H129L128 185ZM177 183V184H176ZM200 183H201V186H199L200 185ZM209 186V189H208V186H206V184ZM252 183V184H251ZM254 183H256V185H254ZM65 184V185H64ZM68 184V185H67ZM85 186H84V185ZM115 184H116V186H117V184H118V189H116V186H115ZM121 184V187L119 186ZM136 184V185H135ZM146 184V181H144L143 182V187H144V189H145V185ZM169 184V185H168ZM205 186H203V185ZM239 186H238V185ZM67 185V186H66ZM95 185V186H94ZM111 185H112V188H111ZM113 185H114V187H115V190H114V187H113ZM124 187H123V186ZM126 185H128L129 187H130V189H129V187L126 189L125 187H126ZM178 185V186H177ZM180 185V186H179ZM211 185V186H210ZM213 185V186H212ZM236 185V186H235ZM249 185V186H248ZM71 186V187H70ZM83 186L85 187V188H87V189H89L88 191L90 192H85L87 189H85V188H83ZM92 186V187H91ZM102 186V187H101ZM173 186V187H172ZM255 186H256V188H258V189H256L255 188ZM258 186V187H257ZM62 187H64L63 189H62ZM68 187V190H66V188ZM93 187H96V188H93ZM99 187H100V189L102 190V191H99ZM103 187H105L106 189H105V191H106V193H105V191H103L104 190V188ZM177 187H179V188H177ZM206 188V189H204V188ZM81 188V189H80ZM91 188H93V190L91 189ZM110 188H111V190L112 191H114L113 193H111L110 192ZM168 188V189H167ZM170 188V189H169ZM201 188H203L202 189V193H203V195H201ZM64 189H65V191H64ZM77 189H79V192H78V190ZM95 189H96V191H95ZM122 189H125L124 191H121ZM131 190V189H133L132 190V192H130L129 193V190ZM161 189H162V191H161ZM211 189H213V190H211ZM72 190V191H71ZM80 190H81V192H83V194H84V192H85V194L83 195V194H81V192H80ZM85 190V191H84ZM107 190H109V192L112 194V198H113V200H115L116 201V198H117V201H116V204H115V202L113 203V204H115V205H112L111 203L113 202V200H111L112 198H111V196L109 197V195H111L110 193H108V191ZM126 190H127V192H126ZM151 190V192H149ZM164 190H165V195H164ZM170 190V191H169ZM175 192H174V191ZM206 190V191H205ZM210 190H211V192H210ZM62 191H63V193H62ZM70 191V192H69ZM100 193H99V192ZM160 191V192H159ZM168 191V192H167ZM177 191H178V194H177ZM204 191V192H203ZM213 191V192H212ZM260 191V192H259ZM93 192V193H92ZM125 193V195L124 194H122V193ZM161 192H162V196H161ZM174 192V193H173ZM206 192V193H205ZM208 192H210V194H208ZM79 193V194H78ZM94 194V196L92 195V194ZM101 193H103V194H101ZM133 193V194H132ZM14 194H16L15 192H11V196H9V200H10V202H11V204H12V202H14V200H15V198H14ZM73 194V195H72ZM86 194H87V196L89 195L90 197H88V199H89V201L90 200H92V199H94L93 201H94V203H92V202H89L88 200H87V196H86ZM91 194V195H90ZM101 194V196H99ZM109 194V195H108ZM121 194V195H120ZM127 194L129 195L130 194V196H127ZM168 194H169V197H167L168 196ZM207 194H208V197H207ZM64 197H63V196ZM67 195V196H66ZM82 197H81V196ZM102 195H104L103 197H102ZM119 195V196H118ZM123 195V196H122ZM132 195V196H131ZM171 195V196H170ZM178 195V196H177ZM209 195L210 196H212V197H209ZM85 196V197H84ZM93 196V197H92ZM108 197V199H107V197ZM121 196V197H120ZM144 196V195H143ZM159 196V197H158ZM202 196H203V198H202ZM72 197H73V200H72ZM84 197V198H83ZM98 197V198H97ZM118 197H119V200H118ZM125 197V198H124ZM127 197H129V201H127L128 200V198ZM130 197H133L132 198V200H130ZM149 197H148V199H149ZM76 198H79V200L81 199H83V201L85 200L86 201V203L85 204H83V201H78V199H77V202L75 203V200H76ZM104 198H106V199H104ZM120 198H121V200H120ZM136 198V199H135ZM159 198H161L160 199V202L158 201L159 200ZM163 198H164V202H163ZM166 198H169V201L166 203L165 201H167L166 200ZM205 198V199H204ZM207 198V199H206ZM210 198V199H209ZM14 199V200H13ZM67 201H66V200ZM70 199V200H69ZM99 201H97V200ZM103 199H104V205L102 204L103 203ZM145 199V200H144ZM158 199V200H157ZM62 200V201H61ZM65 202H64V201ZM107 200H109V202H107ZM110 200L112 201V202H110ZM122 200H124V201H122ZM140 200L142 201V203H139L140 202ZM209 200V201H208ZM72 201L75 203H72ZM95 201H96V204L98 205H96L95 206ZM119 201V202H118ZM125 201H126V203H125ZM130 201H133L134 202V204H135V202L137 203L136 205H134L133 204V207H131V208H134L133 210H132V212H131V208L129 207L130 206V203H129V209H127L128 207H127V205H128V202H130ZM144 201H146V202H144ZM161 201H162V203H161ZM205 201V202H204ZM208 201V202H207ZM68 202H70V203H68ZM78 202H80V203H78ZM122 202H124L125 203V206H124V204H122ZM144 202V203H143ZM68 203V204H67ZM72 203V204H71ZM88 203H90L89 204V206L87 207L86 205H88ZM107 203H110L109 205H111L113 208H116L117 207V209H114L113 210V208L111 207H109V205L107 204ZM117 203H119V204H122V205H119V204H117ZM159 203V204H158ZM166 203V204H165ZM193 203H195V204H193ZM64 204V205H63ZM77 204V205H76ZM79 204H81L82 206H80ZM142 205V207H138V205ZM145 204V205H144ZM189 204H192V205H195V206H193V208H192V205H191V207H190V205L188 206ZM16 205H17V203H15L14 205H11L12 206V209H11V212L13 213V217H16V219H17V222H14L13 223V221L11 220V223H10V221L7 223V225L10 227V230L12 231V230H14V226H15V228H16V226H19V223H20V221H19V219H21L22 218V216H23V214H19L20 213V209H21V207H20V205H19V203H18V205H17V207H16ZM62 205L64 206V207H62ZM67 205V206H66ZM75 206L74 208H76V209H74V210H72L73 209V206ZM83 205H84V207H83ZM103 206V208H104V206H105V210L102 208V206ZM118 205V206H117ZM157 206V209L155 210V208H156V206ZM163 205V209L161 208V206ZM167 205V206H166ZM66 206V207H65ZM100 206V207H99ZM116 206V207H115ZM121 206V208H123V211L121 210V208H120V211H119V207ZM124 206V207H123ZM131 206H132V203H131ZM143 206H145V208L143 207ZM80 207V210H78V208ZM96 207V208H95ZM108 207H109V210H108ZM160 207V208H159ZM164 207H165V209H164ZM185 207H188V209L186 208V211H185ZM68 210H67V209ZM96 209V211H94L95 209ZM101 208V209H100ZM140 208V209H139ZM147 208H149L150 209V207H147ZM192 208V209H191ZM195 208V209H194ZM65 209V210H64ZM71 209V210H70ZM112 209V210H111ZM127 209V210H126ZM136 209L138 210L139 209V211L137 212L136 211ZM143 209H144V211H143ZM159 209V210H158ZM190 209H191V211H190ZM55 210V211H56ZM67 210V211H66ZM77 211V213H78V215H77V213H75L76 211ZM97 210H98V212H97ZM117 211L118 210V212L120 213L121 211V213L119 214L118 212H113V211ZM163 210V211H162ZM189 210V211H188ZM233 210H234V212H233ZM97 212V213H94V212ZM103 211V212H102ZM134 211H136L135 212V214L137 213V215H136V218H135V214H134V216H131L133 213H134ZM146 211H147V209H146ZM164 211H165V213H164ZM188 211V212H187ZM15 212V213H14ZM19 212V213H18ZM63 212V213H62ZM73 212L76 214H73ZM107 212V216H105V213ZM111 212H112V215H113V213H116L113 217L110 215L111 214ZM144 212V213H143ZM188 213L187 215H186V213ZM100 213H102V214H100ZM140 213V214H139ZM180 213H182L181 214V216L180 217H177V216H179V214ZM194 214V216H193V214ZM236 213V214H235ZM15 214H16V216H15ZM73 216H72V215ZM93 214L95 215L96 214V216H94L93 217V219H90V217L92 218V216H93ZM99 214L101 215V216H99ZM142 214H143V216H142ZM144 214L145 215H149L148 217L147 216H144ZM164 215V216H162V215ZM229 214H232V215H229ZM20 216L21 215V217H18V216ZM103 217V219H99V217ZM120 216V215H122L121 217H120V219L119 218H117L118 216ZM186 215V216H185ZM227 215V216H226ZM78 218H77V217ZM116 216V218H114ZM130 216H131V218H130ZM139 216H140V218H139ZM161 216H162V218H161ZM188 216V217H187ZM223 216V217H222ZM71 217V218H70ZM74 217H75V219H74ZM97 217V218H96ZM104 217H106L105 219L106 220H104ZM135 219H134V218ZM139 219H141V220H137L138 218ZM147 217V218H146ZM183 217V220H184V217L186 218L184 221H182V218ZM241 218V220H239L240 218ZM8 218L9 219H11L12 218V215H8ZM68 218H67V221H68ZM107 218H111V222H112V218H113V222L112 223H114V220H115V224H112ZM123 218H125V221H123ZM143 218V219H142ZM145 218H146V220H145ZM188 218H189V222L190 221H192V222H190V224L188 225L187 223H185V222H187L188 221ZM192 218V219H191ZM222 218V219H221ZM229 218H230V220L232 219L233 220V222H230V223H227L228 221H230L229 220ZM234 218V219H233ZM237 218V219H236ZM259 218V219H258ZM71 219V220H70ZM95 219V220H94ZM121 219H122V221H121ZM127 219V220H126ZM130 219H134V220H130ZM147 219H149V220H152V221H149V223L148 222H146L147 221ZM158 219V220H157ZM214 219V220H213ZM33 219L32 218H27L26 219V222H31ZM84 220V219H83ZM94 220V221H93ZM99 220V221H98ZM118 220V221H117ZM119 220L121 221V223H123L124 225H126L125 227H123L124 229H122V226H124L123 224L121 225V223H120V226H119ZM128 220H129V222H128ZM144 221V223H143V221ZM153 220L155 221V222H153ZM211 220H213V225H212V221ZM226 220V221H225ZM85 221V220H84ZM90 221H92V223L91 224H89V222ZM101 221V222H100ZM102 221H104V222H102ZM110 223H109V222ZM117 221V222H116ZM133 221L134 222H136V223H134L135 225H137V228H135L136 226L133 224ZM140 221V222H139ZM164 221H165V224H164ZM211 221V222H210ZM253 221V222H252ZM94 222V223H93ZM95 222H97V223H95ZM105 222H106V224H105ZM138 222H139V224H138ZM145 222H146V226H143L141 223H143L144 225H145ZM150 222H151V226H150V228H149V225H150ZM153 222V223H152ZM162 222V223H161ZM184 222V223H183ZM188 222V223H189ZM86 223H88V224H86ZM108 223H109V225H108ZM116 223H117V225L120 227V229L118 230V226L116 225ZM218 225H217V224ZM221 223V224H220ZM225 223V224H224ZM95 224V225H94ZM99 224L100 225H106L107 227L108 226H114V227H110L111 228V230L113 229V231L114 232H110V229H108L105 225L102 227V228H100L99 227ZM111 224V225H110ZM152 224H154V226L152 225ZM165 225L164 226V229H161L160 228V226L161 225ZM229 224V225H228ZM86 226V228L87 229H89V230H87L86 228H85V226ZM91 228L92 226H94V229L92 230V229H90L88 226ZM139 225V226H138ZM160 225V226H159ZM206 225H208V226H206ZM217 225V226H216ZM83 226H84V229H83ZM96 226V227H95ZM98 226V227H97ZM133 226H135V227H133ZM187 226H189V227H187ZM213 226V227H212ZM233 226H234V224H233ZM116 227H118L117 229H116ZM146 227H147V231H152V233H154V231H155V233L152 235V234H150L149 232H148V234L145 232V230L144 229H146ZM152 227H154V229L155 230H151V229H153ZM167 227V228H166ZM223 227V228H222ZM12 228V229H11ZM78 228H80V231L78 230ZM99 230H98V229ZM106 228H107V230H106ZM116 230H115V229ZM160 228V229H159ZM217 229V232H216V229ZM219 228H221V230L219 229ZM77 229V230H76ZM137 229H138V231H137ZM150 229V230H149ZM156 229H157V232H156ZM224 229V230H223ZM91 230H92V232H91ZM122 230V231H121ZM164 230V231H163ZM214 230H215V232H214ZM219 230H220V232H219ZM79 235H77L75 232ZM77 231H79V232H77ZM82 231V232H81ZM84 231V232H83ZM116 231L118 232V233H116ZM134 231H137V232H134ZM143 231V232H142ZM158 231H160L159 233H158ZM163 231V232H162ZM64 233V234H67V233ZM74 232V233H73ZM90 232V233H89ZM140 232V233H139ZM141 232L143 233L142 235H141ZM145 232V233H144ZM219 232V233H218ZM223 232H225V233H223ZM71 233V235H69ZM81 235H80V234ZM82 233H84V234H82ZM92 233V234H91ZM138 233V235L140 236V237H138V235H137V239L135 238L136 237V234ZM158 233V234H157ZM74 234H76V236L74 235ZM144 234H147V235H149V237L146 235V237H145V235ZM163 234H164V236H163ZM165 234H166V238H167V240H168V242H167V240H165L164 241V238L163 237H165ZM168 234V235H167ZM186 237H183V235ZM186 234V235H185ZM91 235V237H89ZM96 235V236H95ZM118 237V240L121 238V236H122V239H120V241L118 242V240H116V236ZM119 235H121V236H119ZM143 235H144V237H145V239H147V242H146V240H145V243L142 241L143 239H144V237H143ZM154 237V239H152V236ZM155 235H159V236H155ZM191 235V236H190ZM9 236V233H7V234H5V235H3V237H8ZM82 236V237H81ZM112 236H113V238H112ZM161 236V237H160ZM189 236V237H188ZM193 236V237H192ZM202 236V238H203V240L200 238ZM204 236V237H203ZM205 236L207 237L206 238V240H205ZM76 237H77V240H76ZM87 237V239L85 240V238ZM94 237V238H93ZM95 237H97V238H99L98 240H97V238H95ZM116 237V238H115ZM135 239H134V238ZM148 237V238H147ZM155 237H159L158 239L156 238L155 239ZM170 237V238H169ZM82 238V239H81ZM90 238V239H89ZM112 240H111V239ZM141 238V239H140ZM163 240H162V239ZM165 238V239H166ZM171 238H172V240H176V242H174V241H172L171 240ZM179 238V239H178ZM190 238L192 239V240H190ZM1 239V238H0ZM89 239V240H88ZM92 239V240H91ZM94 239H95V242H94ZM101 239V240H100ZM110 239V240H109ZM148 239H150V240H148ZM183 239V240H182ZM184 239H185V241H184ZM186 239H189V241H194V243H193V245L191 244V242H189L188 240H186ZM201 239V240H200ZM210 239V240H209ZM212 239V240H211ZM250 239V241H247L248 242V244L246 243V245L248 246V249H249V252H250V246L252 245V244H254V242H253V240H254V238H253V240H252V238H249ZM248 239V240H249ZM2 240V239H1ZM0 240V241H1ZM117 241V243L118 244H116V241ZM132 240H134V242L135 243H133L134 244V247H132L133 246V244L132 245H130L133 241ZM160 240H162V241H164V242H166L167 244H165V243H162V241L160 242ZM180 240V242L181 243H185L186 241L187 242H189L190 244H191V246H192V248L194 249L195 247V249H197V251L195 250H193L192 248H189V245H188V243H183V244H181L180 242H178V241ZM183 242H182V241ZM208 240V241H207ZM92 241V242H91ZM96 241H98V243L96 244ZM115 241V242H114ZM139 243H138V242ZM151 241L153 242V241H155V242H153L152 244H150L151 243ZM204 242V245H201V244H203L202 242ZM233 241H235V240H233ZM255 241V240H254ZM4 241H1L0 242V246H2V248H3V250H4V252H5V254L3 255V251H2V248L0 249V256L1 255H3V256H1L0 257V260H1V263L3 264H17V258H16V256L19 254V252L21 251V249H20V245L18 244V243H16V245H15V243H13V245H11V243H9V242H7V244H5V242L3 243ZM91 242V243H90ZM104 242H105V245H104ZM113 242H114V245H112L113 244ZM125 242L126 244L124 245V248L126 249L127 247V252H125V249L123 248V247H121L120 248V246H123L122 244ZM128 242H130L129 244H128ZM142 242V243H141ZM198 242H200V248H199V245H198ZM208 242V243H207ZM250 242V243H249ZM257 241H255V243H256ZM8 243H9V246H8ZM89 243H90V245H89ZM94 243H95V246H94ZM103 243V244H102ZM108 243H109V245H110V243H112L111 245H110V247L108 246ZM120 243H121V245H120ZM142 245H141V244ZM144 243V244H143ZM155 243V244H154ZM168 243H169V245L170 246H168ZM175 243H177V244H181V246L183 245V247L181 248L180 247V245H177L176 244V246L175 245H173L172 246V244H175ZM100 244V245H99ZM135 244H139L138 246H136ZM156 244L157 245H159L160 244V246L161 247H163L162 245H164V248H162L164 251H161L162 249H160V251H157L158 249H159V246L157 247L156 246ZM197 244V245H196ZM206 244V245H205ZM251 244V245H250ZM5 245H7V247L8 248H6L5 247ZM117 245V246H116ZM144 245V249H148V250H146L145 251V253H144V249H142V248H140V247H142ZM151 245H154V246H151ZM167 245V246H166ZM186 245V246H185ZM188 245V246H187ZM194 245H196V246H194ZM224 245V243L222 244V246H221V248L222 247H224L223 246ZM235 245V244H234ZM13 246V247H12ZM101 246V247H100ZM104 246V247H103ZM114 246V247H113ZM190 246V247H191ZM194 246V247H193ZM211 246H213L212 248H211ZM17 247V248H16ZM97 247V248H96ZM107 247V248H106ZM118 247V248H117ZM147 247V248H146ZM157 247V248H156ZM169 247L170 248H172V249H169ZM180 247V248H179ZM187 247V248H186ZM11 248V249H10ZM101 248V249H100ZM123 250V252L120 250ZM130 248V249H129ZM134 248H137L135 251H134ZM153 248H155V249H153ZM167 248H168V251H167ZM179 248V249H178ZM184 248H185V251H184ZM202 248V249H201ZM206 248V249H205ZM219 249V252L220 253H218V254H220V255H218V257H219V259H223V260H226V261H228V263L230 264V263H232V264H234V260L237 258V260H235V262L236 261H238V264H242V262L244 263L245 261H247L249 264H250V257H249V253H248V249L246 250V254H244L245 253V251H244V253L240 250V252H242V254L239 252V249H241V248H239V247H236L237 248V250H238V253L240 254V255H238L234 250L236 249H234V246H232V250H227V251H223V248L222 249ZM239 248V249H238ZM10 250V253H9V251H7V250ZM13 249V250H12ZM18 249V250H17ZM140 249V251H138ZM157 249V250H156ZM174 249V250H173ZM182 249V250H181ZM191 249H192V251H191ZM234 249V250H233ZM111 250V251H110ZM132 252H131V251ZM142 250V251H141ZM150 250L152 251V253L150 252ZM173 251V253L174 254H172V252L171 251ZM201 250V251H200ZM1 251H2V254H1ZM105 251H107V252H105ZM128 251H129V253H128ZM154 251L156 252V253H154ZM177 251H179V253H177ZM185 252V253H183V252ZM188 251H190V252H187ZM221 251H222V253H221ZM7 252H8V254L9 255H7ZM135 252V254L137 255H135L134 254V256L133 255H131V253H134ZM158 252H160V254L158 253ZM164 252V253H163ZM194 252H196V253H194ZM198 252V253H197ZM199 252H200V254H199ZM223 252H225V253H223ZM233 252H235L236 253V255L237 256H235V253H233ZM125 253H126V256H125ZM141 253V254H140ZM151 253V254H150ZM154 253V254H153ZM184 254V256L186 255V259H185V262H184V256L182 255V254ZM196 256V258H195V256L193 255V254ZM232 253V255H230V254ZM120 256H119V255ZM128 254V255H127ZM159 254V255H158ZM164 254H166L165 255V257H164ZM182 256L183 258L181 259V257L179 256ZM191 254H192V256H191ZM234 254V255H233ZM123 255V256H122ZM139 255L140 256H142L143 255V258L142 257H140V259H138L139 258ZM144 255H146L145 257H144ZM152 255H154V257H156V258H154V257H152ZM157 255V256H156ZM171 255V256H170ZM176 255H178L177 256V258L176 257H174V256ZM187 255H189V257L187 256ZM199 255H200V258H198L199 257ZM226 255H228V256H226ZM243 255V256H242ZM250 255H251V253H250ZM7 256V257H6ZM125 256V257H124ZM150 256H151V258H150ZM167 256V257H166ZM168 256H170V257H172L173 259L172 260H168L169 258H168ZM229 256H230V258H229ZM231 256H232V259H231ZM234 256V257H233ZM133 257V258H132ZM228 257V258H227ZM236 257V258H235ZM241 258V261L239 260L240 258ZM242 257H244V259H245V261H244V259L242 258ZM247 258V260H246V258ZM249 257V258H248ZM96 258V255L91 259V261L93 262V263H91V261H90V263L91 264H94V262H95V264H99V262H100V264H103L102 262L103 261H101L102 259H100L101 257H97V259H95ZM128 258V259H127ZM159 258V259H158ZM184 262H182L180 259ZM195 258V259H194ZM225 258V259H224ZM3 259H5V260H3ZM125 259H126V262H125ZM171 259V258H170ZM178 259V260H177ZM200 259L202 260V261H200ZM209 259V260H208ZM3 260V261H2ZM99 260V261H98ZM140 260V261H139ZM166 262H170V263H166ZM205 260V261H204ZM6 263H5V262ZM124 261V262H123ZM132 261V262H131ZM146 261V262H145ZM159 261V262H158ZM175 263H174V262ZM178 261V262H177ZM187 262V264H190V262ZM208 261V262H207ZM226 261H224V264H226ZM96 262H98V263H96ZM131 262V263H130ZM158 262V263H157ZM247 262H246V264H247ZM0 263V264H1ZM227 263V264H228ZM110 264H112V263H110ZM114 264V263H113ZM116 264V263H115ZM197 264V263H196ZM235 264H237V262L235 263ZM245 264V263H244Z\"/></svg>",
	"mask_w": 264,
	"mask_h": 264
},
{
	"label": "bare ground",
	"instance_id": "6f19581e",
	"mask_svg": "<svg viewBox=\"0 0 264 264\" xmlns=\"http://www.w3.org/2000/svg\"><path fill=\"white\" fill-rule=\"evenodd\" d=\"M10 1L11 0H7V1H5V0H0V43L4 40V36L6 35L5 33L3 34V31H5V24L6 23H9L10 21V19H12V21H14L15 20V18L13 17L14 15H15V13L16 12H12V10L14 11V6L12 5V1H11V3H10ZM20 2H21V0H19ZM26 1V0H25ZM28 1V0H27ZM26 1V2H27ZM42 1V0H41ZM43 1H45V0H43ZM42 1V2H43ZM47 1V0H46ZM54 1V0H53ZM64 1H66V0H64ZM69 1H71V0H69ZM73 2H74V0H72ZM70 2V3H73V2ZM78 1V0H77ZM83 1V0H82ZM81 1V2H82ZM92 1V0H91ZM91 1H89V3H91ZM212 1V0H211ZM224 1V0H223ZM221 2V0H217V4H216V8H218V6L220 7V9L222 10V11H225V14H227L229 17H227L228 19V21H229V23L230 22H232V24L233 25H236V26H234V27H236L237 29L239 28V29H242V30H245V31H247V32H250V33H253V37L252 38H250L251 40H250V43H252V44H255L253 47H255V46H257V44L258 45H261L260 43H263L261 40H263L262 39V37H264V20L263 19H261V18H259V19H256L255 17H254V15H253V13L251 12V11H248V10H245V9H241L239 6H237L236 4L234 5V4H232V3H230V2ZM5 2V3H4ZM8 2V3H7ZM17 2H18V0H17ZM29 2V1H28ZM27 2V3H28ZM47 2H49V1H47ZM57 2V1H56ZM86 2H88V1H86ZM213 2V1H212ZM4 3V5L3 6H5L4 8H3V6H2V4ZM13 3H14V0H13ZM16 3V2H15ZM30 3V2H29ZM28 3V4H29ZM40 3V2H39ZM45 2H43V4H44ZM51 3V2H50ZM78 3H80V2H77V4ZM88 3V4H89ZM17 4H19V2L17 3ZM23 4H25V2L23 3ZM42 4V3H41ZM68 4V3H67ZM88 4H86V5H88ZM26 5V4H25ZM24 5V6H25ZM54 5V4H53ZM52 4H51V6H53ZM56 5V4H55ZM63 5V4H62ZM75 5V4H74ZM80 5V4H79ZM82 5H84V4H82ZM85 5V6H86ZM90 5V4H89ZM18 6V5H17ZM29 6V5H28ZM41 6H43V5H41ZM45 6H47L46 4H45ZM49 6H50V4H49ZM64 6V5H63ZM66 6V5H65ZM70 6H72L71 4H70ZM93 6H94V3H93ZM16 7V6H15ZM21 6H19L17 9H18V11H19V13L18 14H21V17L23 16L22 14H23V11L24 10H22V8H20ZM54 7V6H53ZM52 7V8H53ZM90 7V6H89ZM13 8V9H12ZM25 8H27L26 6H25ZM28 8H30V6L28 7ZM39 8V7H38ZM49 7H44L43 8V10L44 9H48ZM52 8H50V9H52ZM55 8V7H54ZM65 8H67V7H65ZM71 8V7H70ZM87 8H88V6H87ZM85 9V10H88V9ZM2 9V10H1ZM152 9H155V8H152ZM158 9V8H157ZM157 9H156V11H157ZM160 9V8H159ZM30 10V9H29ZM32 10V9H31ZM35 10V9H34ZM33 10V11H34ZM54 10H56V9H54ZM53 10V11H54ZM67 11H68V9H66ZM72 10V9H71ZM74 10H76V9H74ZM73 10V11H74ZM81 10V9H80ZM90 11H92L91 9H89ZM89 10H88V12H89ZM150 10V9H149ZM161 10V9H160ZM17 11V10H16ZM22 11V12H21ZM44 11H46V10H44ZM52 11V12H53ZM60 11V10H59ZM94 11V10H93ZM12 12V13H11ZM26 11H24V13H25ZM35 12V11H34ZM39 12V11H38ZM41 12V11H40ZM43 12V11H42ZM42 12L40 13V15L42 14ZM48 12H50V10H48ZM52 12H50V13H52ZM58 12V11H57ZM69 12H70V10H69ZM72 12V11H71ZM83 12V11H82ZM82 12H81V14H82ZM85 12V11H84ZM152 12H153V10H152ZM152 12H150V13H152ZM160 12V11H159ZM30 13V12H29ZM31 13H32V11H31ZM62 13V12H61ZM65 13V12H64ZM78 13V12H77ZM91 13V12H90ZM157 13H158V11H157ZM12 14V15H11ZM14 14V15H13ZM26 14V13H25ZM24 14V15H25ZM39 14V13H38ZM44 14H45V12H44ZM54 15H55V11H54V13H53ZM75 14V13H74ZM79 14V13H78ZM95 14H97V13H95ZM94 14V15H95ZM27 15H28V10H27ZM36 15H37V13H36ZM35 14H34V17L36 16ZM47 15H48V13H47ZM46 15V16H47ZM50 15V14H49ZM72 15V14H71ZM86 15V14H85ZM147 15V14H146ZM149 15V14H148ZM151 15V14H150ZM156 15V14H155ZM158 15V14H157ZM30 16V14L28 15V17ZM31 16H33V14H31ZM43 16V15H42ZM45 16V15H44ZM43 16V17H44ZM45 16V17H46ZM56 16H58V14L56 15ZM60 16L61 15H59L58 17L60 18ZM68 15H66V17H67ZM83 16H84V13H83ZM88 16H90L89 14H88ZM159 16V15H158ZM16 17V16H15ZM23 17H25V16H23ZM27 17V16H26ZM37 17V16H36ZM38 17H40L39 18V20H41V16H38ZM51 17H55V16H51L50 15V18ZM57 17V18H58ZM79 17H80V14H79ZM84 17H86V16H84ZM94 17V16H93ZM93 17H91V18H93ZM99 17V16H98ZM97 17V18H98ZM146 17H148V16H146ZM150 17V16H149ZM156 17V16H155ZM13 18H14V20H13ZM19 18V20H21L20 19V17H18ZM18 18L16 17V20L18 21V23H19V20H18ZM31 18V17H30ZM48 18V17H47ZM46 18V19H47ZM58 18V19H59ZM63 18V17H62ZM74 18V17H73ZM90 18V19H91ZM145 18V17H144ZM156 18H158V17H156ZM28 19V18H27ZM26 18H25V20H27ZM61 19V18H60ZM68 19H69V16H68ZM89 18H87L86 17V20H87V22H88V20H90ZM94 20H96V18H93ZM93 19H92V21H93ZM143 19V18H142ZM150 19V18H149ZM148 19V20H149ZM230 19V20H229ZM14 21V23L15 22H17V21ZM33 21L34 20H36V19H32ZM159 20H160V18H159ZM159 20H157V21H159ZM7 21H9V22H7ZM21 21H24V19L22 18V20ZM20 21V22H21ZM45 21V20H44ZM56 21V20H55ZM55 21H54V23H55ZM60 21V20H59ZM92 21H90L91 22V24H94L95 23V21H94V23L92 22ZM146 21V20H145ZM227 21V22H228ZM32 22V21H31ZM36 22H37V20H36ZM50 22H51V20H50ZM50 22H48L49 24H50ZM147 22V21H146ZM145 22V23H146ZM150 22V21H149ZM148 22V23H149ZM154 22V21H153ZM240 22H244V24H240ZM39 23H41V22H39ZM45 23V22H44ZM43 23V24H44ZM52 24H53V21L51 22ZM58 23V22H57ZM56 23V24H57ZM147 23V24H148ZM11 24H12V22L9 24V27L11 26ZM15 24H17V23H15ZM146 24V25H147ZM160 24V23H159ZM55 25V24H54ZM149 25V24H148ZM161 25V24H160ZM232 25V26H233ZM39 26V25H38ZM143 26V25H142ZM227 26V25H226ZM225 26V27H226ZM228 26H230V25H228ZM7 27H8V25H7ZM8 27V28H9ZM158 27H160L157 23H153L150 27H148V29H146L144 26L143 27H141V29L140 30H137V32L135 33L134 32V34H133V36H132V38L130 39V38H128L127 40H129L128 42H127V44H125L126 45V47H125V52H123L124 54V60L126 59V61H125V63L122 65L121 64V66H118V67H115V68H112V69H109V68H104L103 69V67H102V69H100V70H93V69H79V70H73V69H65V67L63 68V66H62V68L61 67H53V66H44L43 64H42V67H40L41 68V70H40V72L39 71H37V72H39L38 73V75L36 76V77H34V79H32L33 81L31 82L30 81V83H32L33 84V82L35 83L33 86H35L34 88H32V86H28L27 87V89H30L29 91H31L30 93H29V96H28V94H27V99L30 101V102H32L33 104L35 103L36 104V106L38 105V106H48L49 105V103H52V101H54V100H56V102H57V104L56 103H53L52 105H54V104H56V107L55 106H53V107H55V108H59V105L63 102V103H65L66 104V106L67 105H69L70 103L72 104L70 107H75V106H79V109H80V106H81V108L83 107L82 105H80L81 103H83L84 104V106L86 105V102L88 101V100H90V98L92 97V98H94V97H97V99H95L96 100V103L98 104H96V103H93V102H91V105L93 104H96V107L95 108H97V111L96 110H91L89 113L87 112L88 110L86 109L85 110V112H84V114L86 115V114H90L91 113V115L89 116V115H86L85 117H80V121H78L79 119H73L72 118V120H76V122L74 121V123H76V126H77V123H87L88 121L87 120H84V122H82V119L84 118V119H86L87 118V116H89L90 117V120L94 123V122H96V123H98L99 121H100V119H102V120H105L104 118H107L109 115H111V113H113L114 114V112L115 113H119V112H117L118 111V107H121V106H127L128 107V109L127 110H129V106L131 107L132 105H134V107L137 105V101H136V98L134 99V97H132V96H134L132 93H134V94H137L136 96H138L139 95V91H137V93H135L134 91L135 90H131L130 89V87L133 85V87H131L132 89L134 88V84H133V79L134 78H132V77H134L135 75H136V72L140 69L141 71H143L144 70V68H145V66H141L140 64H139V62L138 61H141V63H142V65L143 64H145V63H151V61H154V63L155 64H153V65H155V67H157L156 66V64H157V61H155V59H154V57L156 58V56H154V54L156 53H158V54H160L159 56H161V54H162V56L163 55H170V54H168L169 53V50L167 49L168 47H167V41H166V43H164V45H166V47H165V49H167L166 51H165V49H164V47H162V45H159V43L161 42H154V41H152L153 43H150V44H148V45H145L144 44V41H145V39L149 36V35H152V34H154L157 30H158ZM234 27H231V29H233ZM139 28H140V26H139ZM223 28V27H222ZM227 28V27H226ZM10 29V28H9ZM9 29H7L6 30V32L8 33V30ZM11 29H12V26H11ZM11 29H10V31H11ZM229 29H230V27H229ZM229 29H227V30H229ZM238 29V30H239ZM226 30V29H225ZM234 30V29H233ZM232 30V31H233ZM223 31V30H222ZM231 31V30H230ZM13 32V33H12ZM12 32H10V33H12V34H14V30H12ZM166 32V31H165ZM224 32V31H223ZM222 32V33H223ZM235 32H237V31H235ZM246 32V33H247ZM33 33V32H32ZM31 33V34H32ZM167 33V32H166ZM166 33H163L164 35L166 34ZM239 33H241V34H245V32L243 31H240L239 30ZM9 34V33H8ZM37 34V33H36ZM169 34V33H168ZM224 34V33H223ZM226 34H228L227 32H226ZM249 34V33H248ZM4 35V36H3ZM10 35V34H9ZM9 35H6L7 37H6V39H8V37H9ZM33 35V34H32ZM172 35V34H171ZM251 35V34H250ZM249 35V36H250ZM12 36H14V35H11L10 37H12ZM30 36V35H29ZM36 36V35H35ZM35 36H33V37H35ZM163 36V35H162ZM168 36H170V34L168 35ZM15 37V36H14ZM13 37V38H14ZM131 37V36H130ZM150 37V36H149ZM164 37V36H163ZM167 37V36H166ZM170 37H172V36H170ZM104 38V37H103ZM165 38V37H164ZM12 39V38H11ZM22 39V38H21ZM29 39V38H28ZM33 39H35V38H33ZM102 39V38H101ZM109 39V38H108ZM148 39V38H147ZM157 39H161V37L160 38H157ZM170 38H168L167 40H169ZM172 39V38H171ZM9 40V39H8ZM7 40V41H8ZM36 40V39H35ZM35 40H33V41H35ZM104 40V39H103ZM127 40H125V41H127ZM162 40H163V38H162ZM165 40V39H164ZM14 41V40H13ZM16 41V40H15ZM20 41V40H19ZM21 41H23L24 42V40H21ZM30 41V40H29ZM96 41H98V40H96ZM107 41H111V40H107ZM147 41V40H146ZM151 41H149V42H151ZM264 41V40H263ZM8 42H10V40L8 41ZM7 42V43H8ZM26 42V41H25ZM28 42V41H27ZM31 42V41H30ZM99 42V41H98ZM97 42V43H98ZM113 42V41H112ZM169 42L171 43L172 41L170 40V41H168V44H169ZM3 43H5V41L4 42H2V44ZM10 43H12V42H10ZM16 42H14L13 43V45L15 44ZM19 43H21V42H19ZM34 43H35V49L37 48V41L36 42H32V43H30V44H33L34 45ZM109 43V42H108ZM6 44V43H5ZM9 44V43H8ZM7 44V45H8ZM111 44V43H110ZM144 44V45H143ZM161 44H162V42H161ZM1 45V44H0ZM6 45V47L7 48H9L8 46H10L11 48H13L12 46H11V44L10 45H8L7 46ZM24 45V44H23ZM98 45V44H97ZM108 45V44H107ZM172 45V44H171ZM14 46H17L16 44L14 45ZM21 46V45H20ZM26 46V45H25ZM24 46V48H26V47H31V49L30 48H27V49H30V51H32V50H34V49H32L33 47H32V45L30 46L29 44L25 47ZM99 46V45H98ZM122 46V45H121ZM142 46H144V47H142ZM1 47V46H0ZM23 47V46H22ZM1 49L0 48V64H2V66H1V68L3 67V65L4 64H6L5 63V60L6 59H10V57L11 56H9V50L8 49ZM10 48V49H11ZM17 48V47H16ZM120 48H122V47H120ZM120 48H119V50H120ZM169 48H172L171 46L169 47ZM18 49V48H17ZM101 49H102V47H101ZM13 51V50H12ZM15 51V50H14ZM13 51V52H14ZM17 51V50H16ZM123 51V50H122ZM8 52V53H7ZM119 52V51H118ZM166 52H168V53H166ZM171 52V51H170ZM15 53V52H14ZM13 53V54H14ZM17 53V52H16ZM104 53H105V51H104ZM173 53V52H172ZM11 55H12V53H11ZM15 55V57H16V54H14ZM111 55V54H110ZM117 55H119V54H117ZM121 55V54H120ZM174 55V54H173ZM172 55V56H173ZM105 56V55H104ZM109 56V55H108ZM122 56V55H121ZM9 57V58H8ZM101 57V56H100ZM117 57V56H116ZM116 57H115V59H116ZM119 57V56H118ZM164 57V56H163ZM168 57V56H167ZM171 57V56H170ZM169 57V58H170ZM12 58V57H11ZM120 58H122V57H120ZM140 59V60H137V62H138V66H139V69H136L137 71H135V68L132 70L131 68H128V66H130L129 64H131L130 62L132 61V60H135V59ZM158 58V57H157ZM156 58V60H158ZM15 58H13V60H14ZM17 59V58H16ZM114 59V58H113ZM123 59V58H122ZM121 59V60H122ZM153 59V60H152ZM167 59V58H166ZM172 59H174V58H172ZM12 60V59H11ZM118 61L120 60V59H117ZM161 60H162V58H161ZM160 60V61H161ZM164 60H165V58H164ZM167 60H169V59H167ZM175 60V59H174ZM176 60H178V59H176ZM176 60H175V64H176ZM7 61V60H6ZM15 61H17V60H15ZM117 61V63L119 64V62ZM159 61V60H158ZM170 61H172V60H170ZM18 62H20V61H18ZM17 62V63H18ZM122 62V61H121ZM135 62V61H134ZM174 62V61H173ZM173 62H172V65H170V66H168V67H170L171 68V66H173ZM12 62H10V64H11ZM117 63L115 62H113V64L112 65H117ZM150 63L149 64H147V65H150ZM160 63V62H159ZM162 63V62H161ZM163 63H164V65H168V64H165V61H163ZM179 63H180V61H179ZM183 63H185V62H181V64H183ZM13 64V63H12ZM47 64V63H46ZM111 64V63H110ZM109 64V65H110ZM137 64V63H136ZM8 66H6V67H8V69L9 68H11L10 66H9V64H7ZM14 65V64H13ZM16 65V64H15ZM14 65V66H15ZM22 65V64H21ZM52 65V64H51ZM59 65V64H58ZM91 65V64H90ZM112 65H111V67H112ZM120 65V64H119ZM132 65V64H131ZM160 65V64H159ZM162 65V64H161ZM164 65L162 66V67H164ZM14 66H12V67H14ZM132 66H134V65H132ZM135 66H137V65H135ZM175 66H177V65H175ZM174 66V67H175ZM6 67H5V65H4V69H0V93H2V92H4V89H5V79H6V75L8 74V69H6ZM19 67H20V65H19ZM86 67V66H85ZM84 67V68H85ZM88 67H90V66H88ZM106 67V66H105ZM108 67H110V66H108ZM149 67V66H148ZM153 67V66H152ZM160 67V66H159ZM184 67H186V66H184ZM21 68V67H20ZM38 68V67H37ZM138 68V67H137ZM150 68H151V66H150ZM149 68V69H150ZM182 68V67H181ZM190 68H191V66H190ZM193 68V67H192ZM15 69V68H14ZM17 69H18V66H17ZM98 69H99V66H98ZM157 69V68H156ZM155 69V70H156ZM159 69V68H158ZM173 69V68H172ZM180 69V68H179ZM179 69H177V70H179ZM186 69V68H185ZM195 69V68H194ZM194 69H192V72H194ZM197 69V71H198V68H196ZM37 70V69H36ZM35 70V71H36ZM140 70H139V72H140ZM151 70H152V68H151ZM151 70L148 72L147 70H146V72H148L149 74H150V72H151ZM162 70V69H161ZM160 70V71H161ZM167 69L165 68V71H166ZM170 70V69H169ZM175 70V69H174ZM177 70L175 71V72H177ZM181 70H183V69H181ZM200 70H201V68H200ZM199 70V71H200ZM9 71H10V69H9ZM12 71H13V68H12ZM17 72H18V70H16ZM16 71H14V72H16ZM157 71H159V70H157ZM163 71V70H162ZM161 71V72H162ZM173 71V70H172ZM185 72L187 71V69L186 70H184ZM188 71H189V69H188ZM191 71V70H190ZM16 72V73H17ZM33 72V71H32ZM32 72H30V73H32ZM36 72V73H37ZM145 72V71H144ZM144 72H142V77L144 76V75H146V74H148V73H146V74H144L143 75V73ZM153 73H154V71H152ZM164 72V71H163ZM167 72V71H166ZM166 72H164L165 73V76L164 77H161V79H159L160 81H162L161 83V85H159L157 82L159 81H157V82H155V80L154 81H152V82H155V83H157L156 85H155V87L157 86L158 87V85L160 86V87H163V89H164V86H166L165 84H166V82H168V75H166ZM170 72V71H169ZM169 72H167V73H169ZM174 72V71H173ZM191 72V73H192ZM203 72H205V70L203 71ZM15 73V74H16ZM29 73V75H28V77L31 75ZM35 73V74H36ZM152 73V74H153ZM157 73H159V72H156V73H154L155 75L157 74ZM164 73H161V74H163L164 75ZM189 73V72H188ZM33 74V73H32ZM149 74L147 75V77H144L143 79H144V81L146 82V84L147 83H149L148 81H150L151 80V77L149 78ZM151 74V75H152ZM181 74V73H180ZM198 74V73H197ZM205 74V73H204ZM12 75V74H11ZM17 75V74H16ZM16 75H14V81H13V83H16L17 82V84H18V79L17 80H15L16 78H15V76ZM130 75H131V77H130ZM137 75H139V74H137ZM162 75V76H163ZM176 75H177V73H176ZM174 76L175 78H176V80L174 79L173 80V78H172V80L171 81H177V79H179V77H180V75H177V76ZM188 75H190V74H187V76ZM192 75V74H191ZM190 75V76H191ZM194 75H195V73L193 74V77H194ZM199 75V74H198ZM202 75V74H201ZM8 76H9V74H8ZM33 76H34V74H33ZM154 76V75H153ZM169 76H170V79H171V75H170V73H169ZM182 77H183V71H182V75H181ZM184 76H185V74H184ZM190 76H188V78H190ZM200 76V75H199ZM199 76H197V77H199ZM205 76V75H204ZM204 76H203V78H204ZM207 76V75H206ZM11 77V76H10ZM13 77V76H12ZM11 77V78H12ZM28 77H26V79L28 78ZM130 77V78H129ZM138 77V76H137ZM140 77V76H139ZM157 78H158V76H156ZM186 77V76H185ZM192 77V78H193ZM253 77H255V76H253ZM258 77V76H257ZM30 78H32V77H30ZM30 78H28V82H29V80H31ZM132 78V80H130ZM136 78V77H135ZM157 78H155L156 80H157ZM187 78V77H186ZM203 78H201V79H194V80H192V81H189V82H187L188 80H184V83H185V87H186V85L189 87V91H192L193 93V95H192V97L191 98H194V100H195V103L193 102V100H192V103H194L195 104V106H197L196 104H198V106H197V108L196 109H191V107H187V106H185V105H183L184 106V108L185 107H187L186 109H187V111L189 110L190 111V114L192 115V113L194 114L193 115V117L192 118H194V116H196V117H198V118H196L197 120L195 121V118H194V121L193 122H191L190 124H185V125H187V126H185L184 127V133H183V129H181L182 131H181V133H183L186 137V139L185 140H183L182 138H181V135H179L180 133H178V135H173L172 136V134H171V131L169 132V131H167V133L165 132V129H164V131H163V129H162V127L163 126H165V125H167V123H168V121L170 122L171 120H172V118L173 119H175L176 117H177V114L175 113V111L174 110H177V109H175L176 107L175 106H181V104L179 105L178 103V105L177 104H175V101L174 100H176V96L175 95H172L173 93L171 92V95L172 96H175V97H170L171 99H169V98H166L165 100H161V102H162V104H158V105H154L153 106V104H152V106H153V111L151 112V113H153L154 112V107H155V109L157 110L158 109V114H156L155 115V117H153V119H152V124H154L153 126L154 127H156V124H159V127H160V125L162 126L161 127V129H162V131L163 132H165L166 134H168V132L170 133V136H169V134H168V136H166V134H165V136L166 137H164V135H163V137H162V134H161V130H160V132H159V136H157V135H155V134H151L150 136L151 137H149L148 136V138H149V142L147 143V145L145 144V139H144V141H141V139H139V140H137L138 141V144L137 145H139V148H140V146H142L143 145V142H144V146H143V149H140V151H138L137 153H138V158H136V159H138V160H136V162L138 163L137 165L136 164H134L135 166H131V168L129 167V165L130 164H128V166L126 165V164H124V166L126 165L127 166V168L129 167L130 169H131V175H130V177L132 176V181L134 180L135 181V183H137L138 184V186H136L137 188H136V191H135V193L133 194V195H136L137 194V203H138V199H142V198H146V201H148L147 203H146V208H145V206H143L144 208H145V212H146V214L148 213V214H154V216L155 215H157L158 217L160 216L159 215V211L157 212H151L152 211V209H154V207H152L151 205H150V203L152 202V201H154V203H155V201H156V199L154 198L155 196H156V198H157V195H156V193H155V196L154 197H149L150 195H152V194H149L148 193V188H150V189H153V191L152 192H156V190H158V189H160L161 188V185H162V183H164L165 182V184H166V182L167 181H171V179H172V177H171V175L172 176H174V179L172 180L173 182H177V178L179 177V174L180 175H183L184 176V180L182 181L183 183H181V182H178V184H182L180 187H181V193H180V195H179V198L177 199V201H179V202H183V201H186L187 199H190V201H191V199L193 198V202H197V201H195V198L197 197V195H198V199L199 200H201V196H200V198H199V195H200V193H198L199 192V188H198V191H196L195 189L198 187V183H199V180H200V182L202 181L198 176H200V172L198 171V168H197V166H196V161L197 160H199V159H195L196 161L195 162H193L192 160H194V159H190V157L188 156L187 157V153H188V151H189V149L188 148H190V147H188V145H189V143L192 141L193 142V140H196V141H202V142H206L207 143V141L209 142V144L208 145H213V142H215L214 140H216L217 142H218V140H219V138H220V136H223L222 135V132H224L225 130H227V129H233L232 130V132H234V131H236V136H235V134H234V139H235V137H236V139L237 140H239V142H236V140L234 141V143L236 142V144L235 145H233L232 144V146H234L235 148H233V150L235 149V152L234 151H232L233 153H234V159H233V161H232V157H231V161H230V163L232 164V169L234 168V172L236 173V172H238V174H239V172H244L245 173V176L248 178H253L254 180L258 177V176H260L262 173H264V153H262V152H264V151H262V148L264 147H262L261 146V144H263V143H261L260 144V142H259V140H257L259 137H258V135H259V133L257 134V131L260 129V128H263V129H260V130H262V131H264V113L262 112V109H261V111H260V108L261 107H263L262 105H263V103L264 102H261L262 103V105L259 107H256L255 105L254 106H251V104H249L248 102H245L244 100H243V98H241L242 96H243V94L244 95H248V94H250V95H252V93L254 92H251V89H249V87H247L248 85H250V84H247V82H246V84L247 85H244V83H243V86L240 88L239 87V85H241L240 83L237 85L238 87H236V89L237 88H240V90H239V92H237L238 91V89H237V93H239V94H237V93H235V90L236 89H234L233 90V92H234V94L232 93V91L230 90L229 91V86H227V84L225 85V84H223V83H218V81L216 82V81H214V80H207L206 78L205 79H203ZM212 78V77H211ZM26 79H25V81H26ZM142 79V80H143ZM154 78H152V80H153ZM183 79H184V77H183ZM254 79V78H253ZM255 79H256V77H255ZM141 80V81H142ZM257 80V79H256ZM259 80V79H258ZM135 81V80H134ZM137 81V80H136ZM159 81V82H160ZM179 81V80H178ZM180 81H182V80H180ZM253 81H255V80H253ZM9 82V81H8ZM47 82L49 83V84H47ZM145 82H144V84H145ZM245 82V81H244ZM259 82L260 81H258L257 83L259 84ZM26 83V82H25ZM30 83H27V84H30ZM138 83V82H137ZM139 83H140V79H139ZM169 83V85H170V83L171 82H168ZM173 83V82H172ZM179 83L180 82H178V85H179ZM183 83V82H182ZM7 84V83H6ZM12 84V83H11ZM16 84V85H17ZM24 84V82L22 83V85ZM27 84H25V85H27ZM135 84H136V82H135ZM141 84H143L142 82L139 84V85H141ZM175 84H177L176 82H175ZM174 84V85H175ZM181 84V83H180ZM21 85V86H22ZM31 85V84H30ZM137 85V84H136ZM230 85H231V83H230ZM11 86H14V84L13 85H10V88H11ZM24 86V85H23ZM138 86V85H137ZM136 86V87H137ZM144 86V85H143ZM149 86H150V84H149ZM151 86H153V85H151ZM171 86H172V84H171ZM180 86H183V84H181ZM236 86V85H235ZM8 87V86H7ZM26 87V86H25ZM136 87L134 88V89H136ZM145 87V86H144ZM144 87H140V88H144ZM159 87V88H160ZM166 87H169V86H166ZM10 88H8L9 90H10V94H11V96H12V98H13V95H14V93H11L13 90H14V88H15V86H14V88H13V90H11ZM17 88V87H16ZM23 88V87H22ZM22 88L21 89H19V90H22ZM31 88H32V90H31ZM150 88V87H149ZM153 88H154V86H153ZM230 88L232 89V87L230 86ZM251 88V87H250ZM129 89L131 90V92L132 93H129ZM139 89V88H138ZM138 89H136V90H138ZM145 89V88H144ZM152 89V87L150 88V90ZM155 89V88H154ZM154 89H153V91H154ZM158 89V88H157ZM167 89V88H166ZM169 89V88H168ZM181 89V88H180ZM184 89V88H183ZM140 90V89H139ZM145 90H148L147 88L145 89ZM158 90H160L161 91V89H158ZM157 90V91H158ZM188 90H186L187 92H189ZM228 90V91H227ZM264 90V89H263ZM263 90H261L262 92V94L261 93H259V94H261V95H263L264 96V93H263ZM8 91V90H7ZM24 91H25V89H24ZM28 91V90H27ZM141 91V90H140ZM143 91V90H142ZM156 91V89H155V92H157ZM180 91V90H179ZM183 91H185V89L183 90ZM183 91H180V92H183ZM226 91H227V94H228V92H231L230 94L231 95H227L226 94ZM260 91V90H259ZM13 92H15V90L13 91ZM21 92V91H20ZM22 92H23V90H22ZM151 92H152V90H151ZM162 92H164V91H162ZM168 92V91H167ZM257 92V91H256ZM256 92H255V94H256ZM8 93V92H7ZM6 93V94H7ZM23 93H25V92H23ZM27 93V92H26ZM26 93H25V95H24V97L26 96ZM132 94V96H130L129 94ZM143 93V92H142ZM142 93H141V95H140V97L142 96ZM147 93V92H146ZM146 93H145V96H146ZM148 93H149V91H148ZM158 93L160 94V95H163V94H161L159 91H158ZM13 94V95H12ZM153 94H155V93H153ZM158 94V95H159ZM165 94V93H164ZM170 94V93H169ZM176 94V93H175ZM242 94V95H241ZM3 95V94H2ZM15 95H16V93H15ZM95 95H98V96H95ZM110 95V96H109ZM111 95H113V97L114 96H116V98H111V99H113L112 100V102H114V103H112L111 102V100H109V102H111V104H109V102H108V104L109 105H111V107H109L108 109H105V108H103V106L105 105V107H107L106 106V104L104 103L105 101V99H109L110 97H111ZM149 95V94H148ZM147 95V96H148ZM156 95H157V93H156ZM159 95V96H160ZM177 95V94H176ZM190 94H188V96H189ZM250 95H248V96H250ZM4 96H6L5 95V93H4ZM4 96H2V97H4ZM9 96V93H8V95H7V97ZM10 96V97H11ZM22 96H23V94H22ZM119 96L121 97L122 96V99H119ZM135 96V97H136ZM145 96H144V98H145ZM150 96V95H149ZM153 96V95H152ZM152 96H150V97H152ZM165 96V95H164ZM170 96V95H169ZM252 96H254V94L252 95ZM251 96V98L252 99H254V98H257L256 96L255 97H252ZM260 96V95H259ZM19 97H21V94H20V96H18V98ZM24 97H22V100H23V98ZM129 98L128 100H126V101H124V102H122V100H124L125 98ZM158 97V96H157ZM161 97H163V96H161ZM166 97V96H165ZM167 97H168V95H167ZM244 97V96H243ZM0 98H1V95H0ZM6 98V97H5ZM5 98H1L2 100H4V101H2V102H5ZM12 98H10V99H12ZM91 98V99H92ZM126 98V99H127ZM155 98V97H154ZM154 98H151L152 100L151 101H153V99ZM159 99H161L160 97H158ZM158 98H157V100H158ZM180 98V97H179ZM246 98H249V97H246ZM251 98H249V99H251ZM261 98H263L262 96H261ZM260 98V99H261ZM25 99V98H24ZM26 99V100H27ZM137 99H139L140 100V98H137ZM143 99V98H142ZM147 99V98H146ZM145 99V100H146ZM244 101V102H242V100ZM249 99H246V100H248V101H250L251 102V100H249ZM8 100V99H7ZM6 100V101H7ZM15 100V98L11 101V102H13ZM21 99H19V101H20ZM21 100V101H22ZM67 100V102L69 103H67V102H65ZM94 100V99H93ZM93 100H90V101H93ZM94 100V101H95ZM136 101V103H135V101ZM148 100H149V98H148ZM182 99H180V101H181ZM185 100H188V99H185ZM254 100H256V99H254ZM258 100V103L260 102L259 101V99H257ZM9 101V100H8ZM7 101V102H8ZM25 101V100H24ZM23 101V102H24ZM89 101V102H90ZM104 101V102H103ZM140 101H142V100H140ZM151 101L149 102V103H151ZM178 101V100H177ZM189 101V100H188ZM264 101V100H263ZM1 102V101H0ZM85 102V103H84ZM122 102V103H121ZM143 102V101H142ZM148 102V101H147ZM160 102V103H161ZM190 102L191 101H189V105H190ZM254 102V101H253ZM253 102H252V105H253ZM257 102V101H256ZM6 103V102H5ZM4 103V104H5ZM48 103V105H46ZM124 103V104H123ZM141 103V102H140ZM156 103H158V102H156ZM183 103H184V101H183ZM182 103V104H183ZM185 103H187L186 101H185ZM255 103V102H254ZM2 103H0V105H1ZM7 104H10V102L9 103H7ZM6 104V105H7ZM26 106H25V111H27L29 108H30V106L28 107V108H26L27 106H28V103L26 102ZM33 104H31V106L33 105ZM34 104V105H35ZM59 104V105H58ZM107 104V105H108ZM147 104V103H146ZM145 104V105H146ZM194 104H192V105H194ZM255 104H257V103H255ZM18 105V104H17ZM21 107H22V102H21V104H19ZM52 105H49V106H51L52 107ZM63 105V107H64V104H62ZM89 105H90V103H89ZM138 105H139V101H138ZM137 105V106H138ZM187 105H188V103H187ZM259 105V104H258ZM8 106V105H7ZM44 106V107H45ZM69 106H67V107H69ZM88 105H86V108H88L87 107ZM136 106V107H137ZM140 106V105H139ZM138 106V107H139ZM147 106V105H146ZM146 106H142V107H146ZM151 106V105H150ZM151 106V107H152ZM195 106H194V108H195ZM19 107V106H18ZM50 107V108H51ZM61 107V106H60ZM63 107H61V108H63ZM73 107V108H74ZM91 107V106H90ZM89 107V108H90ZM92 107H94V106H92ZM91 107V108H92ZM125 107H123V108H125ZM142 107H141V109H139V108H137V109H139V110H142ZM175 107V108H174ZM5 108V107H4ZM23 108V107H22ZM41 109L42 108V110H43V107H34V109ZM65 108V107H64ZM63 108V109H64ZM95 108H93V109H95ZM122 107L119 109V110H121V109H123ZM133 108V107H132ZM19 110H20V108H18ZM17 109V110H18ZM33 109V108H32ZM48 109V108H47ZM63 109H61V110H63ZM79 109H77V111L79 110ZM186 109H183L182 108V110L183 111H181V113L182 112H184L183 113V115H187L186 114V112L184 111V110H186ZM263 109H264V107H263ZM1 110H2V107H1ZM4 110V109H3ZM2 110V111H3ZM24 110H23V112H24ZM31 110V109H30ZM45 111H46V109H44ZM55 110V109H54ZM53 110V112H55ZM65 110V109H64ZM72 110V109H71ZM75 110V109H74ZM139 110H138V112H139ZM149 111V109H148V106H147V109H146V111ZM1 111V112H2ZM5 111V110H4ZM21 111V110H20ZM41 111V110H40ZM58 111H60V109L58 110ZM58 111H57V113H58ZM69 111V110H68ZM73 111V110H72ZM126 111V110H125ZM130 111V110H129ZM134 111H135V108H134ZM145 111V113H148V112H146ZM189 111H188V113H189ZM264 111V110H263ZM0 112V113H1ZM7 112V111H6ZM51 112V111H50ZM65 112V111H64ZM64 112H59V116H60V114L62 113H64ZM81 112H82V110H81ZM87 112V113H86ZM123 112H124V110H123ZM132 112V111H131ZM135 112H137V111H135ZM135 112L133 113V114H135ZM137 112V113H138ZM157 112V111H156ZM180 112V111H179ZM179 112L177 111V113H178V115H179ZM76 113V112H75ZM83 113V112H82ZM125 113V112H124ZM126 113H128V112H126ZM126 113H125V115H126ZM136 113V114H137ZM144 113V111H143V114H145ZM180 113V114H181ZM2 114H5V112L4 113H2ZM25 114H26V112H25ZM27 114H28V112H27ZM26 114V115H27ZM67 114H69V113H67ZM71 114V113H70ZM81 114V113H80ZM120 114H121V112H120ZM119 114V115H120ZM123 114V113H122ZM131 114V113H130ZM135 114V115H136ZM139 114H140V112H139ZM138 114V115H139ZM149 114H150V111H149ZM189 114V115H190ZM7 115V114H6ZM17 115H18V113H17ZM16 115V116H17ZM19 115H21V114H19ZM24 115V114H23ZM108 115V116H107ZM118 115V116H119ZM124 115V119L126 118V116ZM129 114H127V116H128ZM148 115V114H147ZM152 116H153V114H151ZM5 116V115H4ZM25 116V115H24ZM58 116V115H57ZM56 116V117H57ZM82 116H84V115H82ZM104 116H107V117H104ZM131 116V115H130ZM134 116V115H133ZM141 116V115H140ZM140 116H138V117H140ZM145 116H146V114L145 115H143V117L145 118ZM150 116V115H149ZM6 117V116H5ZM18 117V116H17ZM26 117V116H25ZM70 117H71V115H70ZM73 117V116H72ZM74 117H78V116H74ZM102 117V118H101ZM110 117V116H109ZM109 117L107 118V119H109ZM121 117V116H120ZM122 117H123V115H122ZM135 117V116H134ZM134 117H132V119L134 118ZM151 117V116H150ZM185 117V116H184ZM186 117H188V116H186ZM185 117V118H186ZM189 117H191V116H189ZM3 118V117H2ZM11 118V117H10ZM21 118H23V117H21ZM28 118V117H27ZM26 118V119H27ZM54 118H55V116H54ZM53 118V119H54ZM79 118V117H78ZM82 118V119H81ZM119 117H116V120H113V121H119V119H118ZM129 118V117H128ZM148 118V117H147ZM183 118V117H182ZM1 119V118H0ZM8 119V118H7ZM12 119H16V118H11V120ZM24 120H25V118H23ZM56 119V118H55ZM59 119H60V117H59ZM58 119V120H59ZM112 119H114V117H112ZM123 119V120H124ZM141 119V118H140ZM151 119V118H150ZM180 119V118H179ZM179 119H176V120H179ZM187 119H189V118H187ZM2 120L3 119H1V122H2ZM10 120V119H9ZM8 120V121H9ZM13 120V124H15L16 122ZM16 120H18V119H16ZM21 120V119H20ZM20 120H18V122L20 121ZM28 120V119H27ZM26 120V121H27ZM89 120V119H88ZM121 120V119H120ZM134 120V119H133ZM146 120H148V119H146ZM146 120H145V122H146ZM158 120V122L156 123V121ZM175 120V121H176ZM193 120V119H192ZM86 121V122H85ZM117 121V122H118ZM125 122H123L124 124L126 123V125H127V122H126V119L124 120ZM129 121V120H128ZM137 121V120H136ZM138 121H139V119H138ZM137 121V122H138ZM174 121V120H173ZM186 121V120H185ZM184 121V122H185ZM189 121H191L190 119H189ZM248 121V123L250 122V126H249V124L247 125V124H245V122H247ZM10 123H12L11 121H9ZM15 122V123H14ZM17 122V123H18ZM24 122V121H23ZM23 122L21 123L22 125H23ZM61 122V121H60ZM73 122V121H72ZM71 122V123H72ZM105 122V121H104ZM116 122V123H117ZM122 122V121H121ZM132 123H133V121H131ZM181 122V121H180ZM9 123V124H10ZM25 123V122H24ZM27 123V122H26ZM54 123V122H53ZM57 123H59L58 121H57ZM70 123V128L68 129V131L71 129V125H75L74 123L73 124H71ZM100 123V122H99ZM101 123H102V121H101ZM116 123H112V120H108V121H106L105 122V126H101V127H103V128H99V129H97V131L99 130V132L98 133H102V134H104V137H107L108 138V135H109V133L111 132V129L113 128L114 129V126H115V124ZM128 123H130V122H128ZM142 123V122H141ZM148 123V122H147ZM187 123V122H186ZM1 124H3V123H1ZM13 124H10L9 125V127L11 126V125H13ZM28 124H31V123H29V121H28ZM27 124V125H28ZM40 124V123H39ZM51 124H52V121H51V123L49 124V126H51ZM54 124H56V123H54ZM60 124V123H59ZM62 124V123H61ZM88 124H90V123H88ZM88 124H85L84 125V127H86L85 129H87L88 127H87V125ZM122 124V123H121ZM131 124V123H130ZM137 124V123H136ZM143 124H144V121H143ZM149 124H151V123H149ZM182 124V123H181ZM4 125L5 124H3L2 126L4 127ZM8 125V124H7ZM35 125V124H34ZM42 125V124H41ZM58 125V124H57ZM93 125V124H92ZM91 125V126H92ZM104 125V124H103ZM117 125H118V123H117ZM123 125V124H122ZM132 125V124H131ZM131 125H130V127H131ZM139 125V124H138ZM146 125V124H145ZM169 125H170V123H169ZM171 125H172V123H171ZM183 125H184V123H183ZM1 126V127H2ZM15 126V125H14ZM17 126V125H16ZM15 126V127H16ZM20 126V125H19ZM38 127L40 126V125H37ZM65 125H63V127H64ZM76 126H74V127H76ZM94 126V125H93ZM92 126V127H93ZM96 126V125H95ZM98 126H99V124H98ZM125 126V125H124ZM144 126V125H143ZM149 126V125H148ZM153 126H150V128L151 127H153ZM214 126H216V127H214ZM7 127V126H6ZM15 127H14V129H15ZM23 127V126H22ZM42 127V126H41ZM44 127V126H43ZM48 127V126H47ZM54 126H52L51 128H53ZM56 127V126H55ZM74 127H73V129H74ZM80 127V126H79ZM82 127H83V125H82ZM91 127V128H92ZM112 127V128H111ZM129 125H128V130H126V132L128 133V131H129ZM137 127V126H136ZM158 127V128H159ZM169 127V126H168ZM178 127H180V126H178ZM40 128V127H39ZM58 128H60V127H58ZM68 128V127H67ZM67 128L65 127V129L63 130L64 132H63V134L66 132V133H68L67 131H65V130H67ZM77 128V130H78V126L76 127ZM94 128V127H93ZM95 128H98L97 126L95 127ZM111 128V129H110ZM118 128H120V126L118 127ZM127 128V126L124 128V129H126ZM133 128V127H132ZM145 128V127H144ZM158 128H156V129H158ZM181 128H182V125H181ZM8 127L7 128H5L4 130H6L7 132H8ZM10 129H11V127H10ZM14 129H13V127H12V132L14 133ZM36 129V128H35ZM43 129V128H42ZM41 129V130H42ZM88 129H90V128H88ZM110 129V130H109ZM116 129V128H115ZM124 129H119L118 131H120L121 130V132H119V133H122V131L124 130ZM136 129H138V128H136ZM147 129H149V127H147ZM176 129H178V128H176ZM175 129V130H176ZM15 130H17V129H15ZM53 130V129H52ZM55 130V129H54ZM84 130V129H83ZM92 129H90V132H93L94 130H92ZM133 130H135V129H133ZM133 130H132V133L130 134V135H128V134H126L125 136H126V141H125V143L124 144H126V147H128L129 149H131L129 146H130V144H133V145H131V146H133L134 147V145H136L134 142H133V135L134 134H137V133H134L133 132ZM139 130V129H138ZM143 130V129H142ZM141 130V131H142ZM152 130H153V128H152ZM154 130H155V128H154ZM168 130V129H167ZM180 130V129H179ZM203 130V132H205V134L202 136V134H201V131ZM1 131H3V130H1ZM27 131H28V129H27ZM26 131V132H27ZM47 131V130H46ZM57 131H59V130H57ZM84 131H86V130H84ZM88 131V130H87ZM136 131V130H135ZM141 131H137L139 134H140V132ZM178 131V130H177ZM262 131H260V133L262 132ZM16 132V131H15ZM20 132V131H19ZM19 132L18 133H16V134H19ZM29 132H31V131H29ZM33 132V131H32ZM40 132H42V131H40ZM44 130H43V134H44ZM55 132V131H54ZM70 133L71 132H73L72 131V129H71V131H69ZM78 132V131H77ZM90 132H88V134L90 133ZM129 132H131V130L129 131ZM148 132V131H147ZM152 132V131H151ZM154 132H157V131H153V133ZM172 132H174L173 130H172ZM259 132V131H258ZM4 134H6L5 132H3ZM28 133V132H27ZM46 133V132H45ZM61 133V132H60ZM80 133V132H79ZM82 133H84V132H82ZM97 132H96V129H95V131H94V134H96ZM98 133L96 134V135H94V137H93V139L95 138L96 139V137L95 136H97L98 137ZM220 133H221V135H220ZM225 133V132H224ZM223 133V134H224ZM226 133H227V131H226ZM21 134V133H20ZM50 134H51V131H50ZM53 134V133H52ZM73 134V133H72ZM74 134H75V130H74ZM85 134H87L86 132H85ZM111 134V133H110ZM114 133H112V135H113ZM144 134H146V133H144ZM157 134V133H156ZM160 134H161V137L162 138H160ZM164 134V133H163ZM192 134H193V136H192ZM7 135V134H6ZM8 135H9V133H8ZM10 135H12V134H10ZM9 135V136H10ZM26 135V134H25ZM45 135V134H44ZM47 135V134H46ZM45 135V136H46ZM49 135V134H48ZM55 135V134H54ZM65 135V134H64ZM63 135V136H64ZM66 135H68L69 136V133L68 134H66ZM78 135V134H77ZM90 135V134H89ZM101 135V134H100ZM112 135H110L111 137L110 138H113V136ZM117 135V134H116ZM119 135V134H118ZM121 135V134H120ZM143 135V134H142ZM148 135H149V133H148ZM184 135H183V137H184ZM262 136H263V132H262V134H261ZM260 135V136H261ZM4 136V135H3ZM2 136V137H3ZM8 136V137H9ZM14 136V135H13ZM16 136V135H15ZM19 136V135H18ZM13 137L14 138V141L8 146V147H6V148H1L0 147V238L2 239H0L1 241H4L5 242V244H7V242H9V243H11V245H13V243H15V245H16V243H18L19 245H20V249H21V251L19 252V254L16 256V260H17V264H91V263H93L92 261H91V259L96 255V258L95 259H97V257H101L100 259H102L101 261H103L102 263L103 264H110V263H116V264H121V263H118V261H117V258L118 257H116L117 255H115V254H113V253H111V252H107V251H105V252H107V253H103V252H99V251H97L94 247L92 248H88V244L86 245L85 244V241L83 242L82 240H79V241H75V239H73V241H74V243L73 244H70L71 243V241H69L68 242V240H70L71 238L69 237V236H67L66 238H64V235L66 236V235H68V233L66 232V231H68L69 229H74V228H76L77 226H80L81 228H82V222H87L86 221V217L84 216L83 217V215H85L86 213H83V211L84 212H87V211H91L92 212V205H91V208H86V209H88L87 211H86V209L84 210L83 209V211H81L80 212V214H82V218H80V216H79V220H74V221H72L71 219V221H69V213H67L68 215H65V211H64V213L63 214H58L57 213V210H56V208L58 209V208H60V207H58L60 204L59 203H61L60 202V198H58V196H56L57 195V193H59L60 192V190H61V182L64 180V178H63V175H64V173H67L68 171H69V167L66 165V163H65V166H67L68 168H66L65 166H64V163L63 162H65V161H63L62 163L61 162H55V163H53L51 166V168L49 169V170H47L46 169V167H47V165H46V167H43L42 169L40 168V167H38L37 166V162L39 161V159H40V157H42V152L43 151H46V153H48V151L50 150L51 151V148L49 147V146H47V145H44L43 144V141H42V139H40V133H39V131H35L34 130V132L32 133V134H29V135H26V136H24V135H22V137L20 136V137ZM43 136V135H42ZM42 136H41V138H42ZM68 136H67V138H68ZM70 136H72V135H70ZM85 137H86V135H84ZM102 136V135H101ZM125 136H124V138H125ZM135 137H136V135H134ZM192 136V137H191ZM225 136H226V134H225ZM0 137H1V135H0ZM1 137V138H2ZM44 137V136H43ZM54 137V136H53ZM52 137V138H53ZM91 137V136H90ZM103 137V136H102ZM104 137H103V139H101L100 140V142H102V140H105L106 141V139L107 138H105L104 139ZM121 137V136H120ZM138 137V136H137ZM231 137H233L232 135H231ZM0 138V139H1ZM48 138V137H47ZM50 138V137H49ZM58 138H59V136H58ZM62 138V137H61ZM66 137H64V139H65ZM66 138V139H67ZM71 138V137H70ZM70 138H69V141H70ZM87 138V137H86ZM114 138H115V134H114ZM118 138V137H117ZM140 138V137H139ZM141 138H142V136H141ZM144 138V137H143ZM145 138H147L146 137V135H145ZM147 138V139H148ZM2 139H5V141H6V139L7 138H2ZM65 139V140H66ZM73 141L72 142H74V139H76V138H74L73 139V137L71 138ZM85 139V138H84ZM90 139V138H89ZM100 139V138H99ZM99 139H98V141H99ZM119 139V138H118ZM136 139V138H135ZM147 139H146V141H147ZM227 139V138H226ZM229 140H230V138H228ZM233 138H232V140H234ZM261 139V138H260ZM262 139H264V138H262ZM44 141H45V139H43ZM51 138H50V142H51ZM62 140V139H61ZM111 140H113V139H111ZM121 141H122V139H120ZM220 140H221V138H220ZM1 141V140H0ZM4 141V140H3ZM48 141V139L46 140V142ZM54 141H55V139H54ZM68 141V140H67ZM76 141V140H75ZM82 141V140H81ZM91 141V140H90ZM90 141L88 140V139H86V142L89 144L90 143ZM93 141V140H92ZM95 141V140H94ZM105 141H103L102 143H104ZM114 141V140H113ZM116 141V140H115ZM139 141H141L142 142V144H141V142H139ZM199 141V142H200ZM222 141V140H221ZM227 143H226V145L228 144V142L229 141H227V140H225ZM225 141L223 142L224 144H225ZM2 142V141H1ZM65 142V141H64ZM72 142H70V143H72ZM96 142V141H95ZM107 142H110V141H106V143ZM120 142V141H119ZM119 142H117V143H119ZM136 142V141H135ZM202 142H200V144L202 143ZM220 142V141H219ZM49 143V142H48ZM61 143V142H60ZM59 143V144H60ZM69 143V142H68ZM83 143V142H82ZM84 143H85V140H84ZM86 143V144H87ZM114 143V142H113ZM116 143V142H115ZM122 143V142H121ZM120 143V144H121ZM137 143V142H136ZM197 142H195V144H196ZM6 144H7V142H6ZM9 144V143H8ZM7 144V145H8ZM47 144V143H46ZM64 144V143H63ZM66 144V143H65ZM85 144V145H86ZM91 144V143H90ZM96 144V143H95ZM100 144V143H99ZM111 144V143H110ZM110 144H107V146H108V148L110 147ZM194 144V143H193ZM192 144V145H193ZM206 144V145H207ZM216 144V143H215ZM231 143H229V145H230ZM52 145V143L50 144V146ZM57 145H58V143H57ZM71 146H72V144H70ZM75 145V144H74ZM92 145V144H91ZM93 145H94V142H93ZM103 145V144H102ZM102 145H101V151L103 152V147H102ZM119 145V144H118ZM123 145V144H122ZM121 145V146H122ZM137 145H136V147H137ZM198 145V148H199V144H197ZM203 145V144H202ZM205 145V144H204ZM203 145V146H204ZM54 146V145H53ZM60 146V145H59ZM83 146V145H82ZM89 146V145H88ZM114 146H115V144H114ZM116 146H117V144H116ZM120 146V145H119ZM125 146V145H124ZM123 146V147H124ZM195 146V145H194ZM201 146V145H200ZM214 146V145H213ZM213 146H211V148L209 147V149H207V148H205L204 150H203V148L205 147H203V148H201L203 151V154H204V157L207 155V154H209V157L213 154V158L215 157L214 156V152H216V150L218 151V149L216 148V146L215 147H213ZM219 146V147H218ZM217 147L218 148H220V145H218ZM64 147V146H63ZM84 147V146H83ZM82 147V148H83ZM86 147V146H85ZM93 148V147H95V146H90V148ZM97 147H98V142H97ZM125 147V148H126ZM202 147V146H201ZM231 147V146H230ZM71 148H73V147H71ZM91 148V149H92ZM117 148V147H116ZM115 148V149H116ZM120 148V147H119ZM122 148V147H121ZM142 148V147H141ZM193 148V147H192ZM195 148H197V146L195 147ZM216 148V149H215ZM223 148V147H222ZM222 148H220L219 150H221ZM225 148V147H224ZM223 148V149H224ZM228 148V147H227ZM60 149H62L61 147H60ZM66 149V148H65ZM80 149H81V147H80ZM90 149V150H91ZM94 149V148H93ZM92 149V150H93ZM105 150L107 149V148H104ZM136 149V148H135ZM134 149V150H135ZM201 149H199V150H201ZM229 149V148H228ZM69 150V149H68ZM83 150V149H82ZM109 150L110 151H112L111 153L112 154H110L111 155V158H113V159H115L114 161H113V165H117L118 163H122V155L123 154H121V153H123L122 151H121V153L119 154V153H117V155L119 154V155H121V156H119L118 155V157L116 156V154L114 153V149L112 148V147H110L109 148ZM118 150V149H117ZM123 150H125L124 148H123ZM128 150V149H127ZM133 150V151H134ZM137 150H139L138 149V147H137ZM192 150V149H191ZM190 150V151H191ZM195 150V149H194ZM193 150V151H194ZM264 150V149H263ZM54 151V150H53ZM63 151V150H62ZM78 151H80V150H78ZM85 150H83V152H84ZM100 151V152H101ZM130 151V150H129ZM136 151V150H135ZM192 151V152H193ZM198 151V150H197ZM194 151L198 156H200V154L202 153L201 151ZM223 151H227V150H223ZM57 152H58V150H57ZM70 152V151H69ZM81 152V151H80ZM87 152V151H86ZM91 152V151H90ZM99 152V153H100ZM126 152V151H125ZM128 152V151H127ZM192 152H190V153H192ZM193 152V153H194ZM230 152V150L228 151V153ZM67 153V152H66ZM87 153H89V152H87ZM93 153V152H92ZM130 153V152H129ZM132 153V152H131ZM137 153H135V155L137 154ZM189 153V155H191ZM192 153V154H193ZM218 153H219V151H218ZM224 154H226L227 152H223ZM51 154L53 155V153L51 152ZM58 154V153H57ZM59 154H62V153H60V151H59ZM63 154H64V152H63ZM68 154V153H67ZM66 154V155H67ZM75 154V153H74ZM73 154V155H74ZM77 154V153H76ZM76 154L74 155V157L76 156ZM95 154H97V153H95ZM101 154V153H100ZM108 154V153H107ZM134 154V153H133ZM133 154H131V157L133 156ZM216 154H217V152H216ZM221 154V153H220ZM232 154V153H231ZM65 155V154H64ZM70 155H72V154H70ZM80 155V154H79ZM85 156H86V154H84ZM103 155V154H102ZM109 155V154H108ZM107 155V156H108ZM128 155V154H127ZM134 155V156H135ZM46 156V155H45ZM49 156V155H48ZM58 156V155H57ZM61 156V155H60ZM59 156V157H60ZM69 156V155H68ZM82 156H83V154H82ZM90 156V155H89ZM98 156H99V154H98ZM101 156V155H100ZM99 156V157H100ZM105 156H106V154H105ZM123 156H126V155H123ZM129 156V155H128ZM128 156H127V158H128ZM197 156V157H198ZM203 156V155H202ZM217 156V155H216ZM52 157V156H51ZM62 157V156H61ZM71 157V156H70ZM69 157V158H70ZM80 157V156H79ZM84 157V156H83ZM102 158H103V156H101ZM108 157H110V156H108ZM195 157H196V155H195ZM219 157H220V155H219ZM225 157V156H224ZM226 157H227V154H226ZM229 157V156H228ZM45 158V157H44ZM44 158H43V160H42V162L44 161ZM54 158V157H53ZM58 157H56V159H57ZM77 158H78V156H77ZM76 157H75V159H77ZM88 158V157H87ZM105 158V157H104ZM104 158L103 159H101V161H103L104 160ZM135 158H134V160H135ZM199 158V157H198ZM206 158H207V156H206ZM211 158V157H210ZM216 158V157H215ZM230 158V157H229ZM46 159V158H45ZM47 159H48V157H47ZM50 159H52V158H50ZM66 159V158H65ZM64 159V160H65ZM68 159V158H67ZM79 159H82V158H79ZM109 159V158H108ZM125 159V158H124ZM201 159H202V157H201ZM200 159V160H201ZM217 159V158H216ZM219 159V158H218ZM33 160H34V162L35 163H33ZM63 160V159H62ZM69 160V159H68ZM67 160V161H68ZM84 160V159H83ZM93 159H91V161H92ZM128 160H130V159H128ZM199 160V161H200ZM204 160H206V159H204ZM211 159H209L208 161H210ZM40 161H41V159H40ZM53 161V160H52ZM56 161V160H55ZM58 161V160H57ZM61 161V160H60ZM76 161V160H75ZM75 161H74V163H75ZM78 161V160H77ZM99 161H100V159H99ZM107 161V160H106ZM106 161H104L103 163H105ZM110 161V160H109ZM112 161V160H111ZM125 161V160H124ZM132 161H133V158H132ZM131 161V162H132ZM213 161V160H212ZM217 161V160H216ZM219 162H220V160H218ZM217 161V162H218ZM226 161V160H225ZM46 163H47V161H45ZM44 162V163H45ZM71 162V161H70ZM69 161H68V163H70ZM81 162V161H80ZM125 162H127V161H125ZM125 162H123V163H125ZM129 162V161H128ZM127 162V163H128ZM136 162H134V163H136ZM214 162H215V160H214ZM227 162V161H226ZM28 165H27V164ZM37 163V164H36ZM49 163V162H48ZM47 163V164H48ZM82 163V162H81ZM120 163V164H121ZM133 163V162H132ZM198 163V162H197ZM202 163H203V160H202ZM204 163H206V162H204ZM204 163L203 164H201V166L203 165L204 166ZM208 163V162H207ZM216 163V162H215ZM214 163V164H215ZM51 164V163H50ZM71 164V163H70ZM72 164H73V160H72ZM77 164H79V163H77ZM76 164V165H77ZM85 164H86V161H85ZM90 164V163H89ZM88 164V162H87V165H89ZM91 164H94V163H91ZM210 164L212 165V163L210 162ZM219 164V163H218ZM27 165V166H26ZM40 165H41V163H40ZM39 165V166H40ZM69 165V164H68ZM74 165V164H73ZM72 165V166H73ZM75 165V166H76ZM101 165H103V167H104V165L105 164H101ZM132 165V164H131ZM199 165H200V162H199ZM220 165V164H219ZM218 165V166H219ZM71 165H70V167H72ZM81 166V165H80ZM120 166V165H119ZM121 166H123V165H121ZM119 167V168H121L122 169V167ZM125 166V167H126ZM205 166H206V164H205ZM214 166V165H213ZM212 166V167H213ZM228 166V165H227ZM25 167H27V168H25ZM74 167V166H73ZM77 167V166H76ZM84 167V166H83ZM95 167V166H94ZM103 167H102V169H103ZM117 167H118V165L116 166V168H115V171L117 170ZM199 168H200V166H198ZM221 167V166H220ZM223 167V166H222ZM230 167V166H229ZM229 167H227V168H229ZM45 168V169H44ZM48 168V167H47ZM96 168V167H95ZM94 168V169H95ZM98 168H99V166H98ZM98 168H97V170H98ZM100 168H101V166H100ZM129 168H128V170H129ZM204 168V167H203ZM207 168V167H206ZM209 169H210V166L208 167ZM224 168H225V166H224ZM223 168V169H224ZM39 169V170H38ZM71 169V168H70ZM75 169V168H74ZM77 169V168H76ZM82 169V168H81ZM81 169H79L78 171H81ZM86 169V168H85ZM104 169H105V167H104ZM104 169L102 170V171H104ZM201 169V168H200ZM212 169V168H211ZM231 169V168H230ZM231 169V170H232ZM72 170V169H71ZM96 170V171H97ZM99 170H101V169H99ZM143 170H145L146 172H147V174H146V176H144L143 175V173L145 174V172H143ZM206 170H208V169H206ZM215 170H217V166H216V169ZM213 171V173H210V171L212 172V170H210L209 171V174H211V176H212V174H214L216 171ZM75 171H77V170H75ZM74 171V172H75ZM95 171V172H96ZM126 171H127V169H126ZM204 171V170H203ZM201 172V173H204V175H205V172ZM219 171V170H218ZM99 172V171H98ZM97 172V173H98ZM199 172V173H198ZM208 172V171H207ZM220 172V171H219ZM223 172V171H222ZM229 172V171H228ZM233 172V171H232ZM233 172V173H234ZM69 173V172H68ZM76 173V172H75ZM79 173V172H78ZM78 173H76V174H78ZM102 173V172H101ZM116 173H118V172H115V174ZM121 173H122V171H121ZM121 173H118V174H121ZM224 173V172H223ZM71 174H73V171H72V173ZM84 174V173H83ZM82 174V175H83ZM99 174V173H98ZM98 174H95V176L96 175H98ZM103 174V173H102ZM108 173H106V175H107ZM113 174V173H112ZM112 174H110V177H112L113 175ZM117 174V175H118ZM216 174L217 173H215V176H216ZM219 174V173H218ZM74 175V174H73ZM79 175V174H78ZM85 175V174H84ZM100 175V174H99ZM105 175V174H104ZM105 175V176H106ZM112 175V176H111ZM126 176H127V174H125ZM124 175V176H125ZM203 175V176H204ZM208 175V174H207ZM220 175H221V173H220ZM262 175H264V174H262ZM69 176H71L70 175V173H69ZM108 176H109V174H108ZM116 176V175H115ZM120 176V175H119ZM118 176V177H119ZM121 176H123L122 174H121ZM120 176V177H121ZM126 176H125V178H126ZM214 176V175H213ZM222 176V175H221ZM239 176V175H238ZM245 176L244 177H242L241 179H239V181H241L243 178H245ZM83 177V176H82ZM87 177V176H86ZM97 177V176H96ZM104 177V176H103ZM102 177V178H103ZM114 177V176H113ZM207 177V176H206ZM261 177H263V176H260V179H261ZM38 178H40V180H39V182H38ZM62 178H63V180H62ZM69 178V177H68ZM72 178V177H71ZM71 178H70V180H71ZM104 178H106V177H104ZM116 178H117V176H116ZM115 178V179H116ZM124 178V177H123ZM202 178V177H201ZM209 178V177H208ZM217 178H219L218 177V175H217ZM77 179V178H76ZM106 179H108L107 180V182L109 181H111V179L110 178H106ZM106 179L104 180V183H105V181H106ZM120 179H122V177L120 178ZM119 179V180H120ZM197 179H199V180H197ZM204 179V178H203ZM207 179V178H206ZM205 179V180H206ZM210 179H213V178H210ZM216 179V178H215ZM220 179V178H219ZM218 179V180H219ZM262 179H264V178H262ZM73 180V179H72ZM85 180V179H84ZM116 180H118V179H116ZM115 180V181H116ZM119 180H118V182H119ZM124 180V179H123ZM130 180V179H129ZM128 180V181H129ZM181 180V179H180ZM214 180V179H213ZM217 180V181H218ZM259 179H257V180H255V181H258ZM65 181V180H64ZM63 181V182H64ZM80 181V180H79ZM88 181V180H87ZM122 181V180H121ZM125 181H126V179H125ZM144 181H146V186H145V189H144V185H143V182ZM171 181V182H172ZM198 181V182H197ZM204 181V180H203ZM201 182V183H204V182ZM211 181V180H210ZM246 181V180H245ZM250 181V180H249ZM249 181H247V182H249ZM252 181V180H251ZM67 182H69V181H67ZM74 182H76V181H74ZM73 182V183H74ZM112 182H113V180H112ZM117 182V183H118ZM207 182H209V180L207 181ZM206 182V183H207ZM214 182V181H213ZM254 182V181H253ZM252 182V183H253ZM262 182V184H263V180L261 181ZM65 183H66V181H65ZM70 183V182H69ZM73 183H72V186H73ZM88 183V182H87ZM100 183V182H99ZM103 183V184H104ZM114 183V182H113ZM129 183L132 185L133 183L132 182H130L129 181ZM129 183H128V185H129ZM201 183H200V185L199 186H201ZM205 183V184H206ZM218 183V182H217ZM241 183V182H240ZM243 183V182H242ZM246 183V182H245ZM251 183V184H252ZM258 183V186H260V185H262L261 183H260V181H258L257 182ZM259 183H260V185H259ZM71 184V183H70ZM75 184V183H74ZM89 184V183H88ZM91 184V183H90ZM89 184V185H90ZM119 184V183H118ZM118 184H117V186H118ZM123 184H125V182H123ZM177 184V183H176ZM204 184V185H205ZM208 184V183H207ZM206 184V186H208ZM246 184H248V183H246ZM65 185V184H64ZM68 185V184H67ZM66 185V186H67ZM84 185V184H83ZM126 185V189L129 187V186H131V185ZM136 185V184H135ZM164 185V184H163ZM163 185H162V187H163ZM169 185V184H168ZM203 185V184H202ZM203 185V186H204ZM238 185V184H237ZM254 185H256V183H254ZM264 185V184H263ZM79 186H81L80 185V183H79ZM85 186V185H84ZM83 186V188H85ZM95 186V185H94ZM115 186H116V184H115ZM116 186V189H118V187ZM120 187H121V184L119 185ZM123 186V185H122ZM128 186V187H127ZM165 186V185H164ZM178 186V185H177ZM211 186V185H210ZM213 186V185H212ZM236 186V185H235ZM239 186V185H238ZM249 186V185H248ZM257 186V187H258ZM71 187V186H70ZM92 187V186H91ZM102 187V186H101ZM113 187H114V185H113ZM124 187V186H123ZM132 187H133V185H132ZM173 187V186H172ZM205 187V186H204ZM203 187V188H204ZM262 187H264V186H261L260 187V190L261 191H263L264 189L262 188ZM64 187H62V189H63ZM93 188H96V187H93ZM93 188H91L92 190H93ZM104 188V190L103 191H105V187H103ZM111 188H112V185H111ZM111 188H110V192L111 193H113L114 191H112L111 190ZM122 188V187H121ZM164 188V187H163ZM177 188H179V187H177ZM203 188H201V195H203V193H202V189ZM255 188H256V186H255ZM259 188V187H258ZM258 188H256V189H258ZM263 190H262V189ZM60 189V190H59ZM81 189V188H80ZM85 189H87V188H85ZM129 189H130V187H129ZM128 189V190H129ZM168 189V188H167ZM170 189V188H169ZM204 189H206V188H204ZM203 189V190H204ZM208 189H209V186H208ZM66 190H68V187L66 188ZM78 190V192H79V189H77ZM89 189H87L85 192L87 193V192H89L88 191ZM114 190H115V187H114ZM125 189H122L121 191H124ZM132 190L133 189H131V190H129V193L130 192H132ZM211 190H213V189H211ZM211 190H210V192H211ZM64 191H65V189H64ZM72 191V190H71ZM95 191H96V189H95ZM99 191H102L101 189H100V187H99ZM98 191V192H99ZM108 191V193H110L109 192V190H107ZM161 191H162V189H161ZM170 191V190H169ZM174 191V190H173ZM206 191V190H205ZM11 192H15L16 194H14V198H15V200H14V202H12V204H11V202H10V198H9V196H11L10 194H11ZM70 192V191H69ZM80 192H81V190H80ZM85 192H84V194H85ZM91 192V191H90ZM89 192V193H90ZM126 192H127V190H126ZM149 192H151V190L149 191ZM160 192V191H159ZM163 192V191H162ZM162 192H161V196H162ZM168 192V191H167ZM175 192V191H174ZM173 192V193H174ZM204 192V191H203ZM210 192H208V194H210ZM213 192V191H212ZM260 192V191H259ZM62 193H63V191H62ZM93 193V192H92ZM91 193V194H92ZM100 193V192H99ZM105 193H106V191H105ZM110 193V194H111ZM128 193V192H127ZM206 193V192H205ZM79 194V193H78ZM81 194H83V192H81ZM83 194V195H84ZM90 194V195H91ZM101 194H103V193H101ZM101 194L99 195V196H101ZM122 194H124L125 195V193L123 192ZM131 194V193H130ZM130 194L128 195L127 194V196H130ZM177 194H178V191H177ZM208 194H207V197H208ZM73 195V194H72ZM82 195V196H83ZM93 196H94V194H92ZM109 195V194H108ZM121 195V194H120ZM144 195V196H143ZM164 195H165V190H164ZM60 196H61V194H60ZM59 196V197H60ZM63 196V195H62ZM67 196V195H66ZM81 196V195H80ZM81 196V197H82ZM86 196H87V194H86ZM92 196V197H93ZM104 195H102V197H103ZM111 196V198H112V194L111 195H109V197ZM119 196V195H118ZM123 196V195H122ZM126 196V195H125ZM132 196V195H131ZM153 196V195H152ZM171 196V195H170ZM178 196V195H177ZM64 197V196H63ZM85 197V196H84ZM83 197V198H84ZM88 197H90L89 195L87 196V200L89 201V199H88ZM105 197V196H104ZM107 197V196H106ZM121 197V196H120ZM148 197H149V199H148ZM159 197V196H158ZM163 197V196H162ZM167 197H169V194H168V196ZM209 197H212V196H210L209 195ZM91 198V197H90ZM98 198V197H97ZM125 198V197H124ZM128 198V200L127 201H129V197H127ZM132 198L133 197H130V200H132ZM202 198H203V196H202ZM77 199H78V201H83V199L81 200H79V198H76V200H75V203L77 202ZM104 199H106V198H104ZM104 199H103V205H104ZM107 199H108V197H107ZM134 199V198H133ZM136 199V198H135ZM160 199L161 198H159V202H160ZM205 199V198H204ZM207 199V198H206ZM210 199V198H209ZM66 200V199H65ZM70 200V199H69ZM72 200H73V197H72ZM86 200V199H85ZM83 201V204H85L86 203V201ZM94 199H92V200H90L89 202H92ZM97 200V199H96ZM111 200H113V198L111 199ZM110 200V202H112ZM118 200H119V197H118ZM120 200H121V198H120ZM145 200V199H144ZM166 200L167 201H165L166 203L169 201V198H166ZM62 201V200H61ZM64 201V200H63ZM67 201V200H66ZM74 201V200H73ZM72 201V203H74ZM98 201V200H97ZM116 201H117V198H116ZM116 201L115 200H113V202L111 203L112 205H115L116 204ZM122 201H124V200H122ZM146 201H144V202H146ZM188 201V200H187ZM209 201V200H208ZM207 201V202H208ZM65 202V201H64ZM99 202V201H98ZM107 202H109V200H107ZM115 202V204H113ZM119 202V201H118ZM143 202V203H144ZM150 202V203H149ZM163 202H164V198H163ZM192 202V201H191ZM199 202V201H198ZM201 202L202 201H200L199 203L201 204ZM205 202V201H204ZM15 203H17V205H18V203H19V205H20V207H21V211H20V213L19 214H23V216H22V218L21 219H19V221H20V223H19V226H16V228H15V226H14V230H10V227L7 225V223L10 221V223H11V220L13 221V223L14 222H17V219H16V217H13V213L11 212V209H12V206L11 205H14ZM68 203H70V202H68ZM67 203V204H68ZM71 203V204H72ZM74 203V204H75ZM78 203H80V202H78ZM92 203H94V201L92 202ZM125 203H126V201H125ZM125 203L124 202H122V204H124V206H125ZM129 203H130V206H129ZM131 203H132V206H131ZM136 202H135V204H134V202L133 201H130V202H128V205H127V207L129 206L130 208L131 207H133V204L134 205H136L137 204ZM139 203H142V201L140 200V202ZM156 203H157V201H156ZM155 203V204H156ZM161 203H162V201H161ZM165 203V204H166ZM195 203H193V204H195ZM89 204L90 203H88V205H86L87 207L89 206ZM108 205L110 204V203H107ZM117 204H119V203H117ZM122 204H119V205H122ZM127 204V203H126ZM159 204V203H158ZM168 204V203H167ZM17 205H16V207H17ZM64 205V204H63ZM62 205V207H64ZM77 205V204H76ZM80 206H82L81 204H79ZM97 204H96V201H95V206H96ZM157 205V204H156ZM155 205V206H156ZM188 205V204H187ZM190 205V207H191V205L192 204H189ZM188 205V206H189ZM67 206V205H66ZM65 206V207H66ZM73 206V205H72ZM98 206V205H97ZM102 206V205H101ZM111 205H109V207H110ZM118 206V205H117ZM123 206V207H124ZM142 207V205L140 204V205H138V207ZM167 206V205H166ZM193 206H195V205H192V208H193ZM75 206H73V209L72 210H74V209H76V208H74ZM83 207H84V205H83ZM100 207V206H99ZM109 207H108V210H109ZM112 207V206H111ZM110 207V208H111ZM116 207V206H115ZM129 207L127 208V209H129ZM147 207H150V209L149 208H147ZM163 207V205L161 206V208ZM78 208V207H77ZM96 208V207H95ZM94 208V209H95ZM102 208H103V206H102ZM104 208H105V206H104ZM103 208V209H104ZM113 208V207H112ZM120 208H121V206L118 208L119 209V211H120ZM135 208V207H134ZM134 208H131V212H132V210L134 209ZM160 208V207H159ZM186 208L188 209V207H185V211H186ZM191 208V209H192ZM62 208H60L59 209V211L61 210ZM67 209V208H66ZM101 209V208H100ZM114 209H117V207L116 208H113V210ZM126 209V210H127ZM140 209V208H139ZM139 209L137 210L136 209V211L138 212L139 211ZM146 209H147V211H146ZM157 209V206H156V208H155V210ZM163 209V208H162ZM164 209H165V207H164ZM191 209H190V211H191ZM195 209V208H194ZM56 210V211H55ZM63 210V209H62ZM65 210V209H64ZM68 210V209H67ZM66 210V211H67ZM71 210V209H70ZM78 210H80V207L78 208ZM77 210V211H78ZM105 210V209H104ZM112 210V209H111ZM121 210L123 211V208H121ZM135 210V209H134ZM76 211V210H75ZM77 211L75 212V213H77ZM94 211H96V209L94 210ZM93 211V212H94ZM121 211V212H122ZM136 211H134V213L131 215V216H134V214H135V212ZM143 211H144V209H143ZM163 211V210H162ZM189 211V210H188ZM187 211V212H188ZM97 212H98V210H97ZM97 212H94V213H97ZM103 212V211H102ZM113 212H118V210L116 211H113ZM120 212V213H121ZM161 212V211H160ZM192 212V211H191ZM233 212H234V210H233ZM15 213V212H14ZM74 212H73V214H75ZM88 213V212H87ZM119 213V212H118ZM119 213V214H120ZM144 213V212H143ZM164 213H165V211H164ZM186 213V212H185ZM89 214H90V216L92 215L91 213H88V215L86 214V216L88 217L89 216ZM100 214H102V213H100ZM99 214V216H101ZM107 214V212L105 213V216H107L106 215ZM116 213H113V215H112V212H111V216L113 217L114 215H115ZM140 214V213H139ZM166 214V213H165ZM164 214V215H165ZM181 214L182 213H180L179 214V216H177V217H180L181 216ZM188 213H186V215H187ZM193 214V213H192ZM195 214V213H194ZM194 214H193V216H194ZM236 214V213H235ZM8 215L10 216V215H12V218L11 219H9L8 218ZM72 215V214H71ZM76 215V214H75ZM77 215H78V213H77ZM136 215H137V213L135 214V218H136ZM162 215V214H161ZM164 215H162V216H164ZM185 215V216H186ZM229 215H232V214H229ZM15 216H16V214H15ZM18 216V215H17ZM68 216V217H67ZM73 216V215H72ZM94 216H96V214L94 215L93 214V216H92V218L90 217V219H93V217ZM98 216V215H97ZM98 216V217H99ZM118 216V215H117ZM122 215H120V216H118L117 218H119L120 219V217H121ZM131 216H130V218H131ZM142 216H143V214H142ZM144 216H147V215H145L144 214ZM149 216V215H148ZM147 216V217H148ZM162 216H161V218H162ZM227 216V215H226ZM18 217H21V215L20 216H18ZM146 217V218H147ZM188 217V216H187ZM223 217V216H222ZM27 218H32L33 220L31 221V222H26V219ZM67 218H68V221H67ZM71 218V217H70ZM97 218V217H96ZM106 217H104V220H106L105 219ZM114 218H116V216L114 217ZM134 218V217H133ZM134 218V219H135ZM138 218V217H137ZM139 218H140V216H139ZM137 219V220H141V219ZM146 218H145V220H146ZM149 218V217H148ZM150 218L152 219H154L155 220V218H157L156 216L155 217H151L150 216ZM240 218V217H239ZM74 219H75V217H74ZM85 221H84V220ZM99 219L101 220V219H103V217L101 218V217H99ZM110 222H111V218H107ZM134 219H130V220H134ZM143 219V218H142ZM163 220L165 219V217L164 218H162ZM162 219H160V217H159V220L160 221H163ZM182 219V221H184L186 218L184 217V220H183V217L181 218ZM192 219V218H191ZM222 219V218H221ZM234 219V218H233ZM237 219V218H236ZM259 219V218H258ZM261 219V221H262V219L263 218H260ZM95 220V219H94ZM93 220V221H94ZM127 220V219H126ZM144 220V221H145ZM153 220V222H155ZM158 220V219H157ZM214 220V219H213ZM213 220H211L212 221V225H213ZM229 220H230V218H229ZM239 220H241V218L239 219ZM99 221V220H98ZM108 221V222H109ZM118 221V220H117ZM116 221V222H117ZM121 221H122V219H121ZM121 221L119 220V226H120V223H121ZM123 221H125V218H123ZM143 221V220H142ZM144 221H143V223H144ZM149 221H152V220H149V219H147V221L146 222H148L149 223ZM210 221V222H211ZM226 221V220H225ZM261 221L260 220H256L255 219V221L252 223V224H248V226L245 224V225H243L242 223L243 222H240V221H234V226H233V224L232 225H230V226H228L227 227V229L226 230H224L225 232H226V236L228 235V233H229V236H230V239H227V237H224V236H221L220 235V237H218L219 235H217V236H215L216 234H214V238L216 237V239L215 240H213V241H209V243H211V242H213V246H211V248L213 247V249H210V250H213V251H215L216 253L218 252V253H220L219 252V249L221 248V246H222V244L224 243V247H222L223 248V251H227V250H232V246H234V249L236 248V247H239V248H241V249H239V252H240V250L244 253V251H245V253L244 254H246V250L248 249V246L246 245V243L248 244V242L247 241H250V239L249 238H252V240H253V238H254V240L255 241H257L256 243H255V241L253 240V242H254V244H250L251 246L249 247L250 248V252H249V249H248V253H249V257H250V264H264V224H262L261 223ZM264 221V220H263ZM89 222V221H88ZM101 222V221H100ZM102 222H104V221H102ZM109 222V223H110ZM112 222H113V218H112ZM111 222V223H112ZM128 222H129V220H128ZM140 222V221H139ZM139 222H138V224H139ZM146 222H145V225L143 224V223H141L143 226H146L147 224H146ZM152 222V223H153ZM189 218H188V221L187 222H185V223H187L188 225L190 224V222H192V221H190L189 223ZM230 222H233V220L231 219L230 221H228L227 223H230ZM92 223V221H90L89 222V224H91ZM94 223V222H93ZM95 223H97V222H95ZM109 223H108V225H109ZM134 223H136V222H134L133 221V224ZM162 223V222H161ZM184 223V222H183ZM264 223V222H263ZM86 224H88V223H86ZM98 224V223H97ZM105 224H106V222H105ZM104 224V225H105ZM112 224H115V220H114V223H112ZM123 223H121V225H122ZM137 224V223H136ZM164 224H165V221H164ZM159 225L160 226V228L161 229H164V226L165 225ZM217 224V223H216ZM221 224V223H220ZM225 224V223H224ZM95 225V224H94ZM103 225V226H104ZM111 225V224H110ZM116 225H117V223H116ZM124 225V224H123ZM135 225V224H134ZM140 225V224H139ZM138 225V226H139ZM153 226H154V224H152ZM218 225V224H217ZM216 225V226H217ZM229 225V224H228ZM85 226V225H84ZM84 226H83V229H84ZM88 226V225H87ZM102 225H100L99 224V227L100 228H102L101 227ZM106 226V225H105ZM118 226V225H117ZM118 226V227H119ZM126 225H124V226H122V229H124L123 227H125ZM136 226V227H135ZM135 226H133V227H135V228H137V225H135ZM150 226H151V222H150V225H149V228H150ZM206 226H208V225H206ZM89 227V226H88ZM96 227V226H95ZM98 227V226H97ZM107 227V226H106ZM112 227H114V226H108L107 228L108 229H110V232H114L113 231V229L111 230V228ZM118 227H116V229L118 228ZM121 227V226H120ZM120 227L118 228V230L120 229ZM187 227H189V226H187ZM213 227V226H212ZM85 228H86V226H85ZM90 228V227H89ZM94 229V226H92L90 229ZM104 228V227H103ZM107 228H106V230H107ZM153 229H151V230H155L154 229V227H152ZM159 228V229H160ZM167 228V227H166ZM223 228V227H222ZM12 229V228H11ZM87 229V228H86ZM92 229V230H93ZM98 229V228H97ZM115 229V228H114ZM115 229V230H116ZM216 229V228H215ZM220 230H221V228H219ZM77 230V229H76ZM78 230L80 231V228H78ZM85 230V229H84ZM87 230H89V229H87ZM92 230H91V232H92ZM99 230V229H98ZM145 230V232L148 234V232L150 233V234H154L155 233V231H154V233H152V231H147V227H146V229H144ZM150 230V229H149ZM220 230H219V232H220ZM70 231V230H69ZM79 231H77V232H79ZM90 231V230H89ZM122 231V230H121ZM137 231H138V229H137ZM137 231H134V232H137ZM164 231V230H163ZM162 231V232H163ZM222 231V230H221ZM67 233V234H64V233ZM75 232V231H74ZM73 232V233H74ZM82 232V231H81ZM84 232V231H83ZM119 232V231H118ZM117 231H116V233H118ZM143 232V231H142ZM141 232V235L143 234ZM144 232V233H145ZM156 232H157V229H156ZM160 231H158V233H159ZM214 232H215V230H214ZM216 232H217V229H216ZM218 232V233H219ZM225 232H223V233H225ZM7 233H9V236L8 237H3V235H5V234H7ZM76 233V232H75ZM90 233V232H89ZM140 233V232H139ZM157 233V234H158ZM161 233V232H160ZM77 234V233H76ZM76 234H74L75 236H76ZM80 234V233H79ZM82 234H84V233H82ZM92 234V233H91ZM147 234H144L145 235V237H146V235ZM149 234V235H150ZM69 235H71V233L69 234ZM78 235V234H77ZM81 235V234H80ZM137 235H138V233L136 234V239H137ZM140 235V234H139ZM138 235V237H140ZM144 235H143V237H144ZM149 235H147L148 237H149ZM151 235V236H152ZM168 235V234H167ZM183 235V234H182ZM186 235V234H185ZM79 236V235H78ZM96 236V235H95ZM116 236V235H115ZM119 236H121V235H119ZM155 236H159V235H155ZM163 236H164V234H163ZM191 236V235H190ZM70 238V239H67V238ZM82 237V236H81ZM89 237H91V235L89 236ZM117 237V236H116ZM115 237V238H116ZM145 237H144V239L142 240L144 243H145V240H146V242H147V239H145ZM147 237V238H148ZM161 237V236H160ZM183 237H185L184 235H183ZM189 237V236H188ZM193 237V236H192ZM204 237V236H203ZM92 238V237H91ZM94 238V237H93ZM95 238H97V237H95ZM112 238H113V236H112ZM134 238V237H133ZM134 238V239H135ZM157 237H155V239H156ZM159 238V237H158ZM157 238V239H158ZM164 238V241L165 240H167V238H166V234H165V237H163ZM166 238V239H165ZM170 238V237H169ZM186 238V237H185ZM202 240H203V238H202V236L200 237ZM206 236H205V240H206ZM87 239V237L85 238V240ZM90 239V238H89ZM88 239V240H89ZM99 238H97V240H98ZM111 239V238H110ZM109 239V240H110ZM120 239H122V236H121V238ZM120 239L118 240V237L116 238V240H118V242L120 241ZM141 239V238H140ZM152 239H154V237L152 236ZM162 239V238H161ZM179 239V238H178ZM200 239V240H201ZM249 239V240H248ZM72 240V239H71ZM76 240H77V237H76ZM92 240V239H91ZM101 240V239H100ZM112 240V239H111ZM115 240V241H116ZM148 240H150V239H148ZM163 240V239H162ZM162 240H160V242L162 241ZM171 240H172V238H171ZM183 240V239H182ZM181 240V241H182ZM186 240H188L189 241V239H186ZM190 240H192L191 238H190ZM210 240V239H209ZM212 240V239H211ZM233 240H235V241H233ZM0 241V242H1ZM114 241V242H115ZM133 242L130 244V245H132L133 243H135L134 242V240H132ZM164 241H162V243H165V244H167L166 242H164ZM172 241H174V242H176V240H172ZM178 241V240H177ZM184 241H185V239H184ZM208 241V240H207ZM3 242V243H4ZM92 242V241H91ZM90 242V243H91ZM94 242H95V239H94ZM114 242H113V244L112 243H110V245L112 244V245H114ZM121 242V241H120ZM138 242V241H137ZM140 242V241H139ZM138 242V243H139ZM153 242H155V241H153ZM152 241H151V243L150 244H152L153 243ZM167 242H168V240H167ZM178 242H180V240L178 241ZM183 242V241H182ZM189 242H191V241H189ZM189 242H185V243H188V245L190 244ZM193 243H194V241H192ZM191 242V244L193 245V243ZM202 242V241H201ZM251 242V241H250ZM249 242V243H250ZM9 243H8V246H9ZM90 243H89V245H90ZM98 243V241H96V244ZM123 243V242H122ZM130 242H128V244H129ZM142 243V242H141ZM140 243V244H141ZM143 243V244H144ZM181 243V242H180ZM184 243V242H183ZM183 243H181V244H183ZM184 243V244H185ZM203 244H201V245H204V242H202ZM208 243V242H207ZM103 244V243H102ZM116 244H118L117 243V241H116ZM126 243L124 242L122 245L123 246H120V248L121 247H123L124 248V245H125ZM146 244V243H145ZM155 244V243H154ZM176 244L177 243H175V244H172V246L173 245H175L176 246ZM181 244H177V245H180V247L182 248L183 247V245L181 246ZM191 244L189 245V248H192V246H191ZM235 244V245H234ZM100 245V244H99ZM104 245H105V242H104ZM110 245H109V243H108V246L110 247ZM120 245H121V243H120ZM136 246H138L137 244H135ZM142 245V244H141ZM187 245V246H188ZM197 245V244H196ZM196 245H194V246H196ZM198 245H199V248H200V242H198ZM206 245V244H205ZM94 246H95V243H94ZM117 246V245H116ZM151 246H154V245H151ZM156 246L158 247L159 246V249L157 250V251H160V249H162V248H164V245H162L163 247H161L160 246V244L159 245H157L156 244ZM167 246V245H166ZM168 246H170L169 245V243H168ZM186 246V245H185ZM191 246V247H190ZM193 246V247H194ZM5 247L6 248H8L7 247V245H5ZM13 247V246H12ZM101 247V246H100ZM104 247V246H103ZM114 247V246H113ZM132 247H134V244H133V246ZM155 247V246H154ZM156 247V248H157ZM177 247V246H176ZM179 247V248H180ZM2 248V246H0V249ZM17 248V247H16ZM97 248V247H96ZM107 248V247H106ZM118 248V247H117ZM119 248V249H120ZM128 248V247H127ZM126 248V249H127ZM140 248H142V249H144V245L142 246V247H140ZM147 248V247H146ZM173 248V247H172ZM172 248H170L169 247V249H172ZM178 248V249H179ZM187 248V247H186ZM196 248V247H195ZM194 248V249H195ZM221 248V249H222ZM11 249V248H10ZM101 249V248H100ZM125 249V248H124ZM125 249V252H127V250ZM130 249V248H129ZM137 248H134V251L136 250ZM153 249H155V248H153ZM193 249V248H192ZM192 249H191V251H192ZM193 249V250H194ZM198 249V248H197ZM197 249H195L196 251H197ZM202 249V248H201ZM206 249V248H205ZM233 249V250H234ZM13 250V249H12ZM18 250V249H17ZM121 250V249H120ZM146 250H148V249H144V253H145V251ZM174 250V249H173ZM182 250V249H181ZM194 250V251H195ZM2 251L4 252V250H3V248H2ZM2 251H1V254H2ZM7 251H9V253H10V250L8 249ZM111 251V250H110ZM122 252H123V250H121ZM131 251V250H130ZM133 251V250H132ZM131 251V252H132ZM138 251H140V249L138 250ZM142 251V250H141ZM153 251V250H152ZM152 251L150 250V252L152 253ZM156 251V252H157ZM161 251H164L163 249L161 250ZM167 251H168V248H167ZM171 251V250H170ZM184 251H185V248H184ZM201 251V250H200ZM238 255H240L239 253H238V250H237V248L234 250ZM155 251H154V253H156ZM172 252V254H174L173 253V251H171ZM183 252V251H182ZM187 252V251H186ZM188 252H190V251H188ZM187 252V253H188ZM202 253V258H203V256H206V258H210V261L208 262V263H206V264H224V261H226V260H223V259H219V257H218V255H220V254H218L217 253V255L215 254V253H213L212 255L211 254H209L210 252H207L206 250L204 251V247H203V250L201 251ZM228 252V251H227ZM235 252H233V253H235ZM242 252H240L241 254H242ZM128 253H129V251H128ZM138 253V252H137ZM136 253V254H137ZM150 253V254H151ZM153 253V254H154ZM159 254H160V252H158ZM164 253V252H163ZM177 253H179V251H177ZM183 253H185V252H183ZM191 253V252H190ZM194 253H196V252H194ZM198 253V252H197ZM221 253H222V251H221ZM223 253H225V252H223ZM236 253H235V256H237L236 255ZM250 253H251V255H250ZM5 254V252L3 253V255ZM134 254H135V252L134 253H131V255H133L134 256ZM135 254V255H136ZM139 254V253H138ZM141 254V253H140ZM158 254V255H159ZM182 254V253H181ZM193 254V253H192ZM192 254H191V256H192ZM199 254H200V252H199ZM230 254V253H229ZM3 255H1V256H3ZM6 255V254H5ZM7 255H9L8 254V252H7ZM119 255V254H118ZM128 255V254H127ZM165 255L166 254H164V257H165ZM179 255V254H178ZM177 255V256H178ZM183 256H184V254H182ZM194 255V254H193ZM230 255H232V253L230 254ZM234 255V254H233ZM247 255V254H246ZM0 256V257H1ZM120 256V255H119ZM123 256V255H122ZM125 256H126V253H125ZM124 256V257H125ZM137 256V255H136ZM146 255H144V257H145ZM157 256V255H156ZM171 256V255H170ZM170 256H168V258L170 257ZM174 256V255H173ZM177 256L175 255L174 257H176L177 258ZM180 256V255H179ZM188 257H189V255H187ZM195 256V255H194ZM226 256H228V255H226ZM243 256V255H242ZM4 257V256H3ZM7 257V256H6ZM140 257H142L143 258V255L142 256H140L139 255V258L138 259H140ZM152 257H154V255H152ZM167 257V256H166ZM181 257V259L183 258L182 256H180ZM185 258L183 259L184 260V262H185V259H186V255L184 256ZM234 257V256H233ZM248 257V258H249ZM119 258H121V257H119ZM118 258V260H121V259H119ZM133 258V257H132ZM146 258V257H145ZM150 258H151V256H150ZM154 258H156V257H154ZM171 258V259H170ZM168 260H172L173 258L172 257H170ZM195 258H196V256H195ZM194 258V259H195ZM198 258H200V255H199V257ZM228 258V257H227ZM229 258H230V256H229ZM236 258V257H235ZM238 258V257H237ZM237 258L235 259V260H237ZM240 258V257H239ZM243 259H244V257H242ZM246 258V257H245ZM128 259V258H127ZM130 259V258H129ZM129 259H128V261H129ZM135 259H136V262L139 264V262L137 261V258L135 257ZM159 259V258H158ZM180 259V258H179ZM180 259V260H181ZM189 260L190 259H192V258H188ZM225 259V258H224ZM231 259H232V256H231ZM3 260H5V259H3ZM2 260V261H3ZM131 260V259H130ZM151 260L152 259H150V261H149V264H150V262H151ZM154 260V259H153ZM152 260V261H153ZM178 260V259H177ZM187 260V259H186ZM188 260V261H189ZM203 260V259H202ZM201 259H200V261H202ZM209 260V259H208ZM233 260V259H232ZM235 260H234V264L237 262V264H238V261H236L235 262ZM240 261H241V258L239 259ZM246 260H247V258H246ZM90 261H91V263H90ZM99 261V260H98ZM127 261V262H128ZM140 261V260H139ZM165 261V260H164ZM182 261V260H181ZM187 261V262H188ZM205 261V260H204ZM244 261H245V259H244ZM5 262V261H4ZM124 262V261H123ZM125 262H126V259H125ZM126 262V264H128ZM132 262V261H131ZM130 262V263H131ZM146 262V261H145ZM159 262V261H158ZM157 262V263H158ZM166 262V261H165ZM171 262V261H170ZM170 262H166V263H170ZM174 262V261H173ZM178 262V261H177ZM183 262V261H182ZM183 262V263H184ZM187 262H186V264H187ZM190 262V264H191V261H189ZM242 262V261H241ZM246 262L247 261H245L244 263L246 264ZM0 263H1V260H0ZM6 263V262H5ZM96 263H98V262H96ZM175 263V262H174ZM197 264H198V259H197V262H196ZM195 263V264H196ZM228 263V261H226V264ZM233 263V262H232ZM232 263H230V264H232ZM243 262H242V264H244ZM2 264V263H1ZM4 264V263H3ZM13 264V263H12ZM94 264H95V262H94ZM99 264H100V262H99ZM134 264V263H133ZM136 264V263H135ZM142 264V263H141ZM153 264V263H152ZM159 264V263H158ZM161 264H162V261H161ZM172 264V263H171ZM182 264V263H181ZM202 264V263H201ZM229 264V263H228ZM247 264H249L248 262H247Z\"/></svg>",
	"mask_w": 264,
	"mask_h": 264
}]
</instances>
